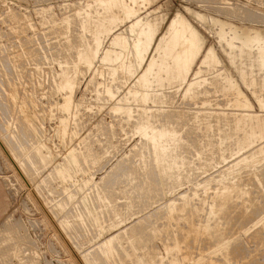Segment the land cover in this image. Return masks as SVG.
I'll use <instances>...</instances> for the list:
<instances>
[{
	"label": "rangeland",
	"instance_id": "374dc122",
	"mask_svg": "<svg viewBox=\"0 0 264 264\" xmlns=\"http://www.w3.org/2000/svg\"><path fill=\"white\" fill-rule=\"evenodd\" d=\"M92 1L91 0H0V180H2L5 183L6 196H7V198H5V197L3 198V200L7 201L6 212L0 216V224L5 221L4 230L3 231L0 230V232H2V233H0V240H2L1 242H4L9 238L8 237L9 235L7 233H8V230L10 229V227L13 228L14 233L18 232V234H17L18 236L15 235L18 238L15 237V240L13 242H11L10 244H8V246L0 247V264H33V263L34 264L35 263L36 264H87V262L90 263L92 261H94V262H92L93 264H117V263L122 264L120 262H123V261H121V260L119 261L120 256H121V259H124L123 264H131V263L134 264V262L136 264L137 261H135L134 259L137 260V258L133 257V259L131 260V258H128L126 255H127V252H130L131 254H132V252L134 253V250H132L133 243H135V241H137L136 243H138V241H140V240L142 241L143 240L142 238H144V240L141 243L139 242V244H140V246L138 247L139 249L141 247V250H142V247L144 248V246H147L146 243L148 244L149 241L151 243H149L148 246L143 249V252L141 251L143 254L140 252V253H138V256L139 255H140L139 257L142 256L143 262H145L149 259L148 260L149 264H151L152 262L158 264L160 261L161 262L163 261V263H165V264H190V259L188 260L189 256L190 257L192 256L191 258H193V259L197 258L198 260L200 258H201L200 260H205L204 258L207 256V258H206L207 260H205V261H212L213 258H215L213 261H215V263H218V264L220 262V260L218 262V258L222 259V257H226L227 259L223 258L222 260L227 261V263H231V264H243V263L248 264V262H249V264H255L256 262L258 264H260V263L264 264V247H263L264 246L263 245L264 244V229H263L264 226H263V228H261L262 225H264V221H263L264 218L262 219V217L264 216V214H263L264 208H262V207H264V198H263L264 197V194H263L264 187L262 188V186H264L263 185L264 184L263 183L264 182L263 181V179H264L263 173L264 172L258 173V171H257V170L261 171L262 170L261 167L262 166L264 167V162H263L264 161V157H263L264 156V151H263L264 145L260 146L261 144L264 143V137L262 139V136H264V135H262V134H264V125H263L264 121H262V120H264V118L261 120L262 116L264 117V114H263L264 110L262 111L263 108H260L261 106L264 105V98H263L264 97V91H262V90H264V87L262 88V86H263L262 83H264V82L261 81V80L264 81V77L262 76V73L261 74L258 73V75L256 74L257 77L255 76L256 77L255 80L257 78H259L258 76L260 74L261 80L259 78L258 83H261V84L255 85V83H254L255 86H257V85L258 86L257 87L253 86L254 88L252 87L250 89H249V87H246L247 85H244L245 83L243 82V79H241V77L237 74L235 69L232 67V64L229 63L230 60L226 57L225 53H223L224 44H222L220 42L221 39H225V37H227V35H226L227 31H228V29H230V28L227 29V27H225L224 23H226V24H232L233 23V24L241 26L242 23L245 24V22H246V25H250L251 27L256 26V27H260V28L264 29V0H154L151 3L139 0V2H141V3L136 5L135 8H137V9L135 10V14H137L138 12H141L138 14H141V17H144L147 13H150L152 11H156L154 15L161 16L164 20H163L162 24L158 27V30H156V28H154V27L149 28L147 26H143V27H140L136 32L132 31L130 33V35H128V36L124 35L122 33L125 30L126 26H129L131 24V22L130 21L124 22V20H125L123 17L124 13L119 11L120 9L118 10V8L117 9L115 8V11L113 9L114 12L111 11L112 12L111 14H113V17H111L112 15L110 16V13L105 14V13H103V10H101V8L97 7L98 3L95 2L97 0H95V1L92 0ZM126 1L128 3H132L131 5L133 7L135 6L133 4L134 2H131L130 0H126ZM88 2H90V3H88ZM95 3H97V4L95 5ZM84 5L85 6H88V5L91 6V9L89 6H88V8H86ZM81 8H84V9L81 10ZM92 8H93V10H94V8H98V10L100 9L101 11L95 10V11H93L94 13L93 12L89 13L90 11H88L87 9H90L92 11ZM232 8L234 9L233 11H232ZM256 9H258V10H256ZM116 10H118V11H116ZM46 11L49 13H47ZM96 11H97V13H96ZM98 13L104 14L101 19L98 18L101 16V15L98 16ZM114 13L116 15L115 18H114ZM117 13H118V15H117ZM196 13H198V14H196ZM80 14L81 15L83 14L82 17ZM176 14H183L187 18H189V20L193 24V26L196 27L201 33H203L206 36V38L208 39V44L209 45L211 44L217 50V54H216L217 57L216 58L218 59L217 61H219L220 66H217V69L214 68L213 66H211V67H213L214 70L216 69L215 71L213 69H211V74H209L208 72H210V70L208 71V70H206L207 68L206 69L202 68V70L204 72L203 73V72H201L202 70L201 71L198 70V68H199L198 66H197V68L195 67L196 71L198 70L199 72L203 73V74L200 73L199 76L203 75L201 77H205L206 79H208V77H209V79L211 78V80H208L209 84H207V80L202 79V81H201V79H200L198 84L196 83V86L194 85L195 87H198L197 89H195L194 86H191V89L194 88V90L196 91V95H194L195 91L193 89H192L193 90L192 91L190 88L188 90L187 86H184L183 88H181L182 89V90L180 89L181 91L179 90V88L175 87L176 84L173 81L176 78V71L179 72L181 70V68H178L177 62L173 61V59H171V60L169 59L168 61H166V60L162 61L159 58V60L157 61L159 63L158 65H160V67L157 68L158 72L160 73V71L164 70L159 74V77H157V79L162 80V79H160V76L163 75L161 77L164 79V80H162V83L163 84L165 83L164 85L161 84V81L158 82L157 79L154 80V78L152 76L148 77L145 73L146 72L145 69L147 67L146 65H148V63L150 62L151 56H153V54H154L155 58L158 57V52L155 51L156 47L160 48L161 51H162L163 47L164 48L166 47L163 45V39L166 36V34L167 35L169 34L168 32H169L170 28L168 25H170V21L175 17ZM193 14L198 16L197 18H199V19L193 17L192 16ZM249 14H251V15H249ZM106 15H108V17H106ZM200 15H203L205 17L201 16V18H200ZM51 16L52 17L54 16L53 17L54 19ZM87 16H90V18L94 19L93 21L95 23H97V25L96 24H91V26L86 25L88 29H89V27L91 28V29H89L90 33H89V31H87L89 36L88 35L86 36V33L83 34V32H86L85 30L87 29L83 25ZM79 17H81V18H79ZM108 18L111 21V22L109 21V24L105 23L106 21L108 22ZM110 18L112 20L115 19V20H113L115 24L118 23V21H120L119 22L120 24L122 22L121 25H123V26H121V25L117 26V24L115 26V24L112 23V20ZM96 19H98L99 23L95 21ZM121 19H122V21H121ZM242 19H244V20L246 19V21H244ZM58 20H59V22H58ZM101 20L104 22H101ZM115 21H117V22H115ZM134 21H135V19H134ZM54 22L55 23L57 22L56 26L54 25L55 24ZM99 24H101V26H102V24L104 26L105 25L106 26L108 25V26L106 28H104V26L101 27V26H99ZM113 24H114V26H111ZM95 25H96V27L99 26L103 29H107V31H109V32L106 33L105 32L106 30L101 31L103 29H101L99 27L97 29V28H95ZM131 25H133V23ZM109 26L116 27L117 29L120 28L121 30L120 29L117 30L114 28L111 30H108ZM119 26H121V27H119ZM84 27L86 29H84L82 32V29ZM111 27H109V28H111ZM96 29L98 32L100 29V32L99 33L96 32L95 31ZM68 30H70V31L68 32ZM114 30H116V31H114ZM110 31H112V32L114 31V32L112 33ZM148 31H150V32H148ZM155 32H157V33H155ZM68 33H69L70 38L68 37ZM94 33H95L94 37H96L97 33H98V35L99 34L103 35V36L102 35L99 36V39L101 37V39H100L101 42H100V40L95 38L97 41L100 42V44L97 43V41H94L92 39L93 38L92 35H94ZM108 33L109 34L112 33V35H109ZM222 33H223V35H222ZM82 35H83V37H82ZM119 35L124 36L125 40H121L120 41L121 44L119 45V47L116 45L115 46L116 48H115L114 45H112V43H113L112 40H114V39H112L111 37L115 38ZM104 36H105L104 41H102ZM84 37L87 39L89 37V39L86 40ZM90 38L95 43L100 45L99 49H98V46H96V44L92 40H90ZM107 38H108V41H105ZM80 39H84V40H86V42L89 41L90 44L88 45L87 43L83 42L84 40H80ZM150 39H151V41H150ZM167 39L170 40L169 36H167ZM72 40H74V41H72ZM91 41H92V43H91ZM109 42L111 43V47H109L110 46ZM80 43L84 47L81 46ZM84 43L87 45H85ZM92 44H94L95 46ZM87 46H89V49H91V47H92V50L94 51L93 52L94 57H93V53H91L92 51L87 50L88 49ZM93 46L96 48H94ZM82 47H83V49H81ZM100 47H102V48L100 49ZM74 48H75V50H74ZM84 48H87V49H84ZM149 48H151L150 51H148ZM177 48L180 50H183L182 42H179V45ZM71 49L74 50V53H73V50L71 51ZM77 49L79 51H76ZM80 50H81V52H80ZM82 50H85L84 52L87 56H89L88 53L91 54L89 57L86 56L87 57V59H86L87 61L85 60L86 63H84V60H83L85 58V54H84V52L82 53ZM96 50H98L100 54ZM69 51H70V53H69ZM75 51H76V53H75ZM86 51H87V53H86ZM111 51H112V53L108 54ZM117 51L120 53L118 54ZM256 52H257V50H255V54L257 55L258 52L257 53ZM95 53L98 55L97 56L98 60L96 59ZM83 54H84V56H83ZM161 54H163V56L161 58L164 57V59H165L166 55L164 54L163 51L161 52ZM105 55L108 56V57H105L106 60L103 57ZM75 56H77V57H75ZM80 56L83 57L82 58L83 62H82ZM109 56H110V58H109ZM117 57H118V59H116ZM76 58L81 60V61L77 60L79 62L78 65H77V61H76V63H74ZM93 58L95 59V61ZM107 58L111 59L113 61V63L115 62L114 65H113V63H111L112 66L109 65L110 64L109 62L111 60H109ZM66 59H68V60H66ZM115 59H116V61H115ZM91 60L93 63H91ZM101 60H102V62L104 60V64L101 62ZM117 60H118V62H117ZM142 60L143 61L145 60L146 62L144 61L142 64ZM68 62L70 64L72 63V65H70ZM163 62H166V65H164ZM222 62H224L230 68L232 67L231 68L233 71L232 73H233L235 79L237 80V82H239V84H240V88H239L240 91L238 90L239 93L237 92V96L238 97L242 96L240 100L241 101H242V99L245 100L244 104L240 100H238L239 98L235 95L236 93L231 91L230 88L228 89L225 84H222L223 82H221L222 81L221 78H220V80H217V79H219L218 78L219 74L216 71L218 69L220 71L222 68L224 69V65L222 64ZM68 64L70 65V69H68L69 68ZM74 64L76 65V67L74 66ZM141 64L143 67H140ZM62 65H65L66 67L62 66ZM109 66L113 70H111ZM169 66H171L172 68ZM71 67H72V69H71ZM220 67H221V69H220ZM63 68H64V71H63ZM67 69L71 74L70 73L68 74V71H66ZM206 71H207V76L205 75ZM213 71H214V73H213ZM113 72H115V74ZM262 72L264 73V71H262ZM63 73H64V75L68 74L67 76H69L70 78H67V77L66 78L70 81V83L72 81L74 82V83H71L72 90H70L71 88H69L67 91V88H64V86H63L64 77L62 76ZM109 73H111V75ZM212 73H213V75H212ZM225 74H226V72L223 73V75H225ZM112 75H114V76H112ZM133 75H134V77H133ZM109 76H111V78ZM212 76L215 78V80L212 79ZM113 77L119 81H117L116 79H113ZM140 77H141V80L144 82L143 84L141 81H139ZM216 77H217V79H216ZM72 78H74V80ZM132 79H133V81H132ZM250 79L251 78L249 76L248 80H250ZM129 80H131V81H129ZM123 81H124V83H123ZM134 81H136V82H134ZM152 81L154 83H156V86L158 83H160L161 86H163V89H165V90L163 91L162 87L159 86V84H158V86L160 88L156 87V89H155L154 88L155 84ZM210 81H212V82H210ZM214 81H216V82L219 81V84H217L218 82L216 83ZM201 82H204V84L206 82V84L204 85ZM256 82H257V80H256ZM114 83H116V84H114ZM137 83L138 84L140 83V85H138ZM210 83H213L212 87H211ZM133 84H134V87L137 86L138 88L137 87L133 88ZM105 85L109 89H107ZM117 85H119V86H117ZM142 85H143V87H142ZM168 85H169V87H168ZM215 85L216 86L218 85V86L216 87ZM130 86H132V87H130ZM164 86H167V88H170V89H167ZM201 86L206 87L205 88L206 91ZM119 87H120V89H118ZM151 87L153 89H151ZM213 87H215L216 90ZM259 87L262 88V90L260 89L259 92H257ZM223 88H224V90H222ZM256 88H257V90H256ZM106 89L108 90L107 93H106ZM128 89L131 91L126 93V91H129ZM138 89H140L142 91V93H140L141 91L140 90L138 91ZM177 89L179 90V92H176ZM185 89L188 90L189 92L185 91ZM202 89H204V90H202ZM217 89H219L220 91ZM227 89L230 90L231 92L228 91ZM157 90H159L161 93L159 91L157 92ZM167 90H169V91H167ZM254 90H256L255 93H254ZM70 91L72 92V94ZM132 91H134L133 92L134 98L137 96H140V97H138L139 99L137 98L138 102H140L139 106H138V102H137V105H135L136 104V102H135L136 98L134 99L133 97H131V99H130V97L128 96V95H132L131 94ZM191 91L193 92V94ZM207 91H208V94H207ZM227 91L230 92V94L232 93L233 97H231L232 94L230 95ZM109 92H110V94H109ZM217 92H218V95H217ZM162 93H164V95L165 94L166 95L164 96V95H162ZM203 93H204V95H207V96H204ZM260 93H263V95L261 94L263 96L262 98H261ZM150 94H151V96L152 95L156 96V97L159 96L160 99L155 98L153 96L149 97ZM157 94H159V95H157ZM191 94H192V96H191ZM227 94H228V96H227ZM175 95H176V97H175ZM187 95H189V97ZM255 95H257L258 98ZM69 96L72 99H70ZM160 96H162L166 101L163 98H161ZM196 96H199V97H196ZM200 96H202V97H200ZM234 96H236V98ZM145 97H147V98H145ZM184 97H186V98H184ZM132 98L134 99L133 101H132ZM140 98H141V100H140ZM167 98L169 99V102H167V100H168ZM189 98H190V100H189ZM192 98L193 99L195 98L197 100L194 99V101H191V100H193ZM234 98L235 99L238 98V99L235 101ZM259 98L261 100H263V102ZM146 99H147V102L150 99L152 101L154 99L155 105L151 101H149V103H147ZM183 99H185L186 101ZM172 100L174 103L172 102ZM257 100H260V101H257ZM126 101L129 103H127ZM131 101H132V103H131ZM161 101H162V103H161ZM230 101H231V103H230ZM237 101H239V102H237ZM157 102L159 105L157 104ZM236 102L238 103V105L236 104ZM248 102H250V103H248ZM261 102H262V104H261ZM70 103H71V105H70ZM167 103H168V105H167ZM241 103L245 107L242 105H241L242 107L241 106L239 107V105ZM247 103L251 104V105L248 106ZM141 104H143V106ZM156 104L158 106H156ZM172 104H173V106H172ZM69 105L71 107H69ZM161 105H162V107H159ZM163 106H164V108H163ZM165 106H167L168 108ZM250 106H252V107H250ZM142 107H143V109H142ZM170 108H171V110H169ZM242 108H244V109H242ZM245 108H246V110H245ZM247 108H249V111ZM250 108H252V109H250ZM125 109L128 110V112H126L127 110L125 111L126 113H128L127 116L125 115L126 113L124 112ZM132 109H133V115L134 116L132 117L133 119L131 118L132 121L131 120L128 121L131 117V116H129V114L132 115V113H131ZM152 109L155 111L157 109H159V110L163 109V110L162 111L157 110V113L160 114L157 117V113L155 112L156 113V116H155V113L153 112ZM230 109H232V110H230ZM146 110H147L148 114L146 113ZM184 110L186 111V113L184 112ZM250 110H251V112H250ZM136 111H138V113L140 112L139 113L140 116H143V114H144L145 117L143 116V118H141V119H145L147 121L144 120L145 121L144 122L143 120H141L140 116L138 118L137 117L138 113H136ZM178 111H179V113H177ZM187 111H188V115H187ZM197 111H200V112H197ZM234 111H235V113H234ZM141 112H143V113H141ZM169 112H171V113H169ZM191 112H192V114H191ZM202 112L205 114L203 115ZM206 112L209 114L211 113V115L207 116L208 114ZM217 112H218V114L216 116L215 113H217ZM226 112H228V113H226ZM246 112H249V113H246ZM257 112H259V113H257ZM173 113H175V114L173 115ZM199 113H200V115H199ZM241 113L244 116L246 114L249 115L252 113L253 116L249 115L250 120L255 121L256 123L253 122L255 124L252 125L251 121L246 117L247 115L245 117H243V115H241ZM253 113H255L256 115ZM149 114L152 116L153 119L152 118L150 119ZM163 114L165 116L166 115H168V116L164 117ZM169 114H170V116H169ZM178 114H179V116L177 118L176 115H178ZM197 114H198V116H196ZM224 114H226V116L228 115L227 116L228 119ZM235 114L238 116L236 117ZM260 114H262V116ZM191 115H193V116L195 115V116L190 117ZM212 115L214 117H212ZM219 115H221V116H219ZM128 116H129V118H128ZM159 116H160V119H158ZM181 116H183V117H181ZM187 116L190 118V120H195V121H190ZM200 116L202 117V119H204V122L202 121ZM241 116L244 119H246V121ZM256 116H257L256 120L257 121L259 120V122L254 120L256 118ZM259 116H260V118H258ZM208 117L210 120L211 119H213V120L210 121L208 119ZM216 117H217V119L214 120V118H216ZM229 117H231L230 120H229ZM137 118L140 120H138ZM148 118L151 121H149ZM183 118H185V119H183ZM199 118H200V120H199ZM205 118H206V120H205ZM224 118H225V123L226 124L228 123L229 126L228 125L223 126V124H224L223 119ZM251 118H253V119H251ZM175 119H177V121H175ZM235 119L240 121V123L242 125L241 126L239 123L238 131H235V129H237V127H238L237 126L238 123H236L237 121ZM241 119H243L245 121L244 122L245 125H244V123L242 124L243 121ZM153 120H154V122H153ZM160 120H161L162 124H160V123L156 124V122H158V121L160 122ZM207 120H209V123L207 124V126L209 125V127H208L209 129L207 128V126L205 127V125H202V124H206ZM217 120H220V122ZM222 120H223V122H222ZM247 120L250 121L249 124L251 123V125L248 124ZM138 121H139V123H138ZM164 121H167L168 125ZM178 121L183 122V123H179ZM200 121H202L203 123ZM234 121H236V122H234ZM261 121H262V124H261ZM142 122H144L142 126L140 125L142 128H139L140 126L137 125V126H139L138 129L141 130V131L139 130L140 132L139 131L137 132V130L135 128V124L136 123L142 124ZM147 122H153L152 123L153 128L155 127V129L157 128L158 130H160V129L163 130L164 128L169 129V130L166 129L167 131H170V130L172 131V129H174V128H175L174 131L177 130L176 133L174 131H172L173 133L168 132V134H174V133H175V135L178 134V140L179 141L175 140V141L169 142V138L164 140V142L168 140L165 143H167L168 146L171 147V151L168 154L170 156H172V153L175 152L176 154L175 153L173 154L174 156L176 155L175 159H180L182 161L184 160L185 163H183V164L187 166V167L186 166L183 167L184 165L181 164V167L183 169L186 168L188 171L185 169L184 170L185 172H184L182 168H180V169L178 168L179 171L178 170L176 171L178 173L175 172L176 174L180 175V177L176 174L174 175L173 173H171L170 175L168 174L170 176V179L173 177L174 179L173 178L172 179L176 180V181H173L172 179L170 181L168 175H166L167 172H165V173L163 172L164 175H162V177L163 176L164 177L161 178L160 170L164 171L163 169H167L166 166L164 168H162L164 165V164L163 165L161 164L163 162V160L159 159V158H163L161 156V152L159 153V151H157L158 149L155 151V148L153 147V144L150 142V140L148 141V139L146 137H143V135L141 133L144 125H146ZM169 122L170 123L172 122L174 124L177 122L178 124L177 123H176V125L173 124L175 126L174 128H173V125H171V127H172L171 128L169 126V124H170ZM199 122L202 124H200ZM210 122L211 123L214 122V123L211 124ZM217 122L220 123V125L218 123V125L220 127H218V125H216ZM189 123H190V125H189ZM196 123H197V125H196ZM246 123L248 124V126L244 127L247 125ZM163 124H165V125L163 126ZM183 124H185V125H183ZM210 124L212 127L210 126ZM231 124H233V125H231ZM257 124H258V126H260L259 124H261L262 125L261 127L263 129H261V127H257ZM177 125H179V126L177 127ZM255 125H256V127H254ZM156 126H159V127H156ZM184 126H186V127H184ZM215 126H216V128H215ZM231 126H232V130H231ZM235 126H236V128H235ZM240 126L242 128L244 127L246 132L245 131L243 132V129ZM179 127L180 128L182 127L183 130L180 129ZM34 128H36V130ZM217 128L220 131L219 135H218V129ZM248 128L250 130L251 129H253V130L250 131ZM257 128H259L261 130V131H259L260 134H259V132L258 133L255 132V131L259 130ZM216 129H217V132H216ZM229 129L231 130V132L229 131ZM233 129H234V131H233ZM247 129L249 130V132ZM162 130H160V131L163 133H167L166 130L165 131H162ZM192 130L195 133L192 132ZM201 130H203V131H201ZM241 130L243 133L241 132ZM181 131H184V133ZM223 131L226 133L229 132V133H227L229 137L225 136L226 139H225V137H222V136H224V134H226ZM135 132H137V133H135ZM206 132H207V134L209 132H211L208 135L209 137H211L213 135H215V137H211V138L208 137L207 138L208 140H206L207 136L203 137V135H207ZM235 132H237V133H235ZM254 132H255V134H254ZM139 133H141V134L139 135ZM221 133H223V134L220 135ZM231 133L233 134V136ZM249 133H251L250 134L251 136L248 135ZM235 134H237L236 136L239 135L238 138L236 136H235L236 138H234ZM252 134L254 137H256V139H257V136H255V135L259 134V137H258L259 141H257L255 138H253ZM176 137H177V135H176ZM197 137L200 139L202 138L201 139L202 141L200 139H198ZM218 137L219 138L222 137L221 138L222 141H220V139ZM246 137H249L248 140L251 142H249ZM141 138L144 140H141ZM179 138H181V139H179ZM214 138H216V142H215ZM231 138L234 141L236 139H238V141L236 140L238 143L236 141L234 143V141H232ZM241 138L244 140V142H247V141L248 142L247 143L239 142V140L243 141ZM253 139L256 141H254ZM209 140L210 141L212 140L211 143L207 142ZM145 141L150 142V143H147ZM181 141L183 142L182 143L183 145L185 143H186V145L182 146V144L180 143ZM227 141H229L231 143V145ZM168 142L171 144L169 145ZM172 142H173V144H172ZM222 142L224 143L223 145H222ZM177 143L178 144L180 143V144L178 145ZM240 143L242 145L243 144H245V145L242 146ZM251 143H253V144L255 143V144L252 145ZM216 144L218 145V147L220 146L219 147L220 149L216 146ZM227 144H229V145H227ZM236 144L237 145L240 144L239 147L242 146L244 148L241 147L242 148L241 149L238 146H236ZM187 145L188 146L191 145L193 148L190 146L191 147V149H190V147L188 148ZM201 145H204V147L203 146L201 147ZM209 145H211V147ZM234 145H235V147H233ZM177 146H180V147H177ZM212 146H213V148H212ZM226 146L229 147L230 150ZM248 146H251V147L249 148ZM259 146L262 147L263 149L262 148L260 149ZM148 147L150 149H152V151H154V152L149 150ZM172 147H174L175 149L177 148L176 150H178L182 147L180 149L182 151L178 150L179 152L177 153L175 151V149H172ZM185 147H187V148H185ZM214 147H215V149H214ZM255 147H256V149L258 148V149H260V151L261 150L263 151V152L261 151V153L258 155V158L256 156H257L259 150L257 149L258 152L256 153ZM87 148H89V149H87ZM147 148L149 151L147 150ZM183 148L186 149L185 151H187L188 153L185 152L183 150ZM195 148L197 149L199 155L196 153ZM204 148L207 151H203ZM235 148H237V149H235ZM224 149H226L225 152L227 150H229V152H231V149H232V153H231L232 155H229L230 153L228 151L223 154ZM172 150L174 152H172ZM214 150H216V151H214ZM221 150H222L223 156L221 154ZM237 150L239 151V153H237L238 152ZM183 151H184V153H183L184 159L182 158L183 157L182 156ZM210 151L212 154L208 153ZM219 151H220L221 155L218 153ZM234 151H237V152H234ZM155 152H158L159 154H157ZM199 152L201 153V155ZM204 152H206V153H204ZM37 153H38V155H37ZM179 153H181L182 155L181 154L179 155ZM185 153H186V156H185ZM202 153H204L206 155L208 153L207 158H206V156H204V154L202 157ZM251 153L255 154V155H252ZM225 154H226L227 159L224 158ZM248 154L250 155V157L248 156ZM142 155H143V157H141ZM148 155H150V156H148ZM209 155H210V158H208ZM235 155H237V156H235ZM251 155H252V157L254 156L252 159H251ZM71 156L77 158V161H78L77 165H75ZM179 156H182V157H179ZM188 156H189V160H188ZM261 156L263 158H261ZM91 157L96 158V160L92 159ZM150 157H152V158H150ZM186 157H187V159H186ZM198 157H200V158H198ZM211 157L213 159L215 157L214 161ZM240 157L243 159L244 163L246 162V164H244L243 161L240 162L242 160ZM244 157L246 160L244 159ZM247 157H248V159H247ZM43 158H44V160H43ZM156 159H158L159 162L160 161L161 162L159 163L158 160H156ZM204 159H206L205 161H207L206 165H205L206 168L204 167L205 161H203V164L200 163V162H202L201 160H204ZM218 159H220V160H218ZM250 159L252 160V162L254 160L255 161L258 160L257 163H259V164L254 163L255 162L254 161L252 164L253 167L251 165L252 162H250L251 166H248L249 161H251ZM197 160H199V162ZM236 160H238L240 163H238V161L235 162ZM189 161H193V163L189 164ZM208 161H210V162H208ZM151 162H152V164H151ZM157 162L159 165L162 166V167L160 166L161 168H159V165H157ZM214 162L216 163V165ZM234 162L236 164L232 165V164H234ZM209 163H211V164H209ZM212 163H214V164H212ZM191 164H193L194 166H192ZM219 164H221V165H219ZM242 164H244V165L242 166ZM261 164H263V165H261ZM189 165H190V167L192 166L193 169L190 168ZM210 165H213V166L210 167ZM229 165L233 166L232 169L236 168L238 165L242 166V167H240L241 169L239 171H238L239 166L236 168L237 170H235L238 172V175H237V172H235L234 170L233 171L235 173L233 172V174H232L231 166H229ZM256 165H261V167L259 168V166H257V168H256ZM67 166H68V169H67ZM143 166L145 167V169ZM146 166H147V169H146ZM197 166H199L200 168ZM225 166L228 169H226ZM244 166L247 167L246 169H248L247 171L250 175L247 174V171L245 170ZM58 167H60V168H58ZM133 167H135V168H133ZM250 167L252 170L251 173H250V171H251ZM224 168L226 170H228L232 174V176L236 174V176H233V178L237 177V179L236 178L235 179H236V181L238 180L237 181L238 184L235 181V179L233 181H231L232 184H230L229 180L231 179L232 176L229 172L227 173V171L224 170ZM243 168H244L245 173L242 170ZM252 168H254V171ZM59 169H61V171ZM66 169L69 171H67ZM181 169L183 171V174H182ZM199 169H202V170L205 169L204 170L205 172L202 170H199ZM206 169H208V170H206ZM224 171L226 172V175L227 174L230 175L229 180H228V177H224L225 179L227 178L226 180H228V181L226 183L228 185L225 184L224 178H220L221 175L226 176L224 174L225 173ZM262 171H264V168ZM55 172H56L57 176H55L56 174L53 175ZM60 172H61V174H60ZM221 172H224V173H221ZM239 172H241L240 174H242V173L246 174L247 176L246 175H244V176H246L247 179L244 180L245 177L243 176V174L240 176ZM70 173H71V175H69ZM130 173H132V174H130ZM143 173H145V174H143ZM188 173H189V176H188ZM190 173H193V174H191L193 180L188 179V178H190ZM252 173H254V174L251 175ZM62 174H64L65 176H63ZM105 174H107V175H105ZM257 174L262 175V176L261 177L259 176V179H258ZM138 175H140V176L138 177ZM248 175L250 178L248 177ZM183 176H185V178H187V180L185 178H183ZM239 176L243 177V178L240 179ZM251 176H253V177H251ZM255 176H256L257 180L255 179ZM63 177H66L65 180ZM178 177H179V179H178ZM209 177L210 178L212 177L211 180H213L214 177H215V180H216V177L220 178L219 182H217L219 184L215 183L214 180L211 181L209 179ZM148 178H150V179H148ZM167 178L169 180H167ZM181 178L183 181L180 180ZM251 178H253L254 181ZM145 179H147V180H145ZM163 179H165V181L166 180L167 181L165 182ZM207 179H208V181H207ZM222 179L224 180V181H222L224 183H222V182L220 183V181ZM249 179L253 182L256 181L257 183L255 182V184L257 185V187H256V185H254L253 182L251 183L249 181ZM178 180H180V183ZM247 180L249 181V183H248L249 185H250V183L254 185L253 188L248 186L249 187V189H248L246 187L248 185V184L245 185V183H247L246 182ZM147 181H148V183H147ZM172 181H173V183H172ZM186 181H188V182H186ZM200 181H202V182L199 183ZM128 182L129 183L132 182L133 184H129ZM168 182H170L169 185H168ZM189 182H191V183H189ZM209 182H211V183L214 182L213 183L214 185L209 183ZM234 182H235V184H234ZM240 182H241V184H240ZM242 182H243V184H242ZM258 182H259V184H258ZM260 182H262L263 184H261ZM203 183H205V186H206V184L207 185L209 184L210 186L209 185L206 186V189H205L204 188L205 186L203 185ZM179 184H181V185H179ZM198 184H200V186ZM223 184H224V186L225 185L226 186L225 187L221 186ZM229 184H230V186H229ZM166 185L169 186V188L166 187ZM201 185H203V188H201L202 187ZM238 185L240 187H238ZM241 185H243L242 187H245V188H243V191L240 190L242 188ZM143 186H145V188ZM150 186L152 187V189ZM194 186H195V188H194ZM196 186H197V188H196ZM217 186H219V187L221 186L222 191ZM231 186L233 187V189ZM259 186L262 189L260 188V190H259V188H258ZM159 187L162 190H160ZM191 187H193V188H191ZM209 187H211V188H209ZM226 187H227V190H226V192H224ZM228 187H229V189H228ZM255 187H256V189H254ZM100 188H103V189L101 190ZM106 188H107V190H106ZM142 188H144L146 190H144ZM217 188H218V191H217ZM236 188L238 190L235 191L234 189H236ZM246 188H247L248 192H250V190L252 191V193L250 192L249 195H247V194H246L247 196L244 195L246 198L243 197L242 194H241L242 198L239 197L240 195H236L235 192H237L239 194V192L240 193L244 192L246 190ZM250 188H252V189H250ZM103 190L106 193H104V196H103L104 201H103V203H101L102 201L100 202L97 199V194H99L101 191L103 193L104 192ZM151 190H153L152 193H151ZM170 190L173 192V193L171 192L172 194L170 193ZM189 190H190V193H188ZM228 190H229V192H227ZM256 190H258V191L256 192ZM140 191H141V193H140ZM145 191H146V194H142V192L145 193ZM167 191H169V192H167ZM185 192H187L188 195L190 196V199H191L190 201H188L189 200L187 198L188 195ZM196 192H197V194H196ZM223 192L225 194L231 193L230 195H232V196H233V192H234V194L236 196L235 195L233 197L230 196L231 199L228 197L229 198V200H228V198L226 197V196H229V194H228V195H225L222 199V196L224 195ZM254 192H255V194H258V195H256V199H255ZM180 193H182V194L184 193L187 196H185L184 194L181 196ZM259 193L261 194V196L263 195L262 198L259 195ZM150 194H151V196H150ZM179 194H180L181 198H179ZM193 194H194V196H193ZM215 194L220 196L221 199L218 196H214ZM250 194H251V197H249ZM105 196H107V197H105ZM183 196H185L187 199L184 198ZM198 196L202 200V202L198 198ZM212 196L215 197V200H214V197L212 198ZM257 196H259L260 198H258ZM85 197L87 200L90 198L89 200H92L91 204L93 203L94 205H96V207H95L92 204V206L94 207L93 211L95 209L98 211V213H97V211L95 210L94 215L99 214L98 217H97V215H96V217L94 215H92V217H93L92 218L91 214L90 215L88 214L89 217L87 216V214H84L85 212H87L86 210H84L85 209L84 205H82L83 201L85 200L84 199ZM126 197H127V199H126ZM202 197L204 200L202 199ZM235 197H237V198L239 197L238 199H242L243 201L238 200ZM176 198H178V199L176 200ZM224 198L226 199L227 202L225 201ZM232 198H233V200H232ZM243 198H245L246 200L247 199L250 200V198H251L252 201H256L257 203L259 202V204H261L262 207L259 204H257L256 202L252 203V201H247V203H250L252 206L247 205V203H245L246 200L244 201ZM257 198H258V200L259 199L260 200L257 201ZM179 199H182V200L179 201ZM216 200H217V203H219V204H217L215 202ZM126 201L128 203H126ZM130 201H132V203ZM168 201L169 202L171 201L173 205H174V203H175V205L177 203L178 204L176 206L174 205L175 207L172 205L174 207L173 208V207H171V204L166 203ZM204 201L206 203H204ZM212 201H214V202H212ZM232 201L234 203L237 201V203L234 205V203ZM115 202H117L116 203L117 205L115 204ZM188 202L190 204L192 203L191 204L192 206ZM200 202L202 203V205H204L205 208L203 206L201 207ZM209 202H210V204H209ZM109 203L111 205V209H109L110 208ZM214 203L218 206H216ZM220 203H221V205H220ZM102 204H103V206H102ZM113 204L116 206H114ZM130 204H132V205L130 206ZM193 204L195 205V207ZM205 204H206V206H205ZM222 204H224V205H222ZM229 204L231 205V207H229ZM244 204H246L247 207ZM106 205H108L109 207L108 206L106 207ZM185 205H187V206L189 205V206L186 208ZM213 205H215L216 208L212 207ZM219 205H220V209L219 208L217 209V207H219ZM242 205H244L245 208ZM253 205H255L256 207H254ZM257 205L260 208H262L263 210L262 209L258 210L257 208H259V207ZM112 206L115 208H113ZM167 206L169 208V210H168L169 212L166 209ZM181 206H183V207L185 206L184 211L182 210L183 208ZM225 206H227V207L224 210L223 208ZM236 206L238 208H240L239 206H242V207H241V209L238 210ZM99 207L100 208L103 207V209H104V207H106L108 209H107V211L105 210L103 212V209L102 208L99 209ZM124 207H126V208L124 209ZM189 207H190V209H189L190 213L192 211L193 212L195 211L196 214L195 213H191V214L188 213ZM197 207L204 208L206 212L203 211L204 209L201 211V209L200 208L198 209ZM210 207H212L213 211ZM228 207L230 209H232V211H234L236 209V211L238 210L239 212L237 211V214H236V211L232 212L230 209H228ZM249 207H254V208H249ZM163 208L167 212L164 210L163 211L160 210ZM172 208L175 210H173ZM193 208H196L199 211L196 209H193ZM221 208H222V210H221ZM243 208H244V210H243ZM246 208H248V209H246ZM80 209H82V210H80ZM115 209H116V213H118L117 214L118 219H119V217H121L120 221H117L118 219L116 218ZM176 209H177V211H181L180 214H178V216L180 215L179 216L180 218H178V216L176 217L177 213H179L176 211ZM208 209H211L212 212L209 210V213H207ZM251 209L253 210L252 213L250 211ZM254 209H257L258 211L254 210ZM216 210H218V211L221 210V211L218 214V211H217V213H215ZM227 210H229V211H227ZM240 210H243L242 211L243 213H241V215H243L246 210L249 211V212L246 211V213L244 214V215L248 214V215H246L247 218L245 216V220L243 219L244 215H243V217H241L239 215L241 212ZM110 211H112V212H110ZM157 211H161V212H157ZM170 211H172L174 214ZM222 211H223V213H222ZM80 212L81 213L83 212V214L86 216V218L88 217V219L84 218V219H86L85 222L80 219V218H82V216L84 217V215H81ZM107 212L108 213L110 212L109 213L110 215L107 214V216H106ZM121 212L124 214H122ZM175 212H176V215H175ZM198 212H199V216L197 217ZM230 212L235 213V214H231ZM256 212H258L259 214ZM101 213H102V215H101ZM104 213H105V215H104ZM113 213H114V216L112 215ZM170 213H172V215L174 216L173 219H171L172 215L170 216L169 215ZM182 213L184 215H182ZM211 213H212L213 218L211 216H210L211 218L209 217V215H211ZM224 213L226 216L224 215ZM260 213H262V215ZM120 214H121V216H119ZM150 214L152 216H150ZM194 214L196 216L195 218H194ZM213 214H216L217 216L216 215L213 216ZM251 214H253V215H251ZM190 215L193 218H191ZM219 215H223L222 219H221V216L219 217ZM229 215H231V216L234 215V216H233V218H229V217H231ZM249 215H251V216L248 217ZM259 215L262 217L260 218ZM74 216L77 218L79 216V218L74 219L75 218ZM252 216L253 217L255 216V217L252 218ZM90 217H91V219H90ZM102 217H103V222L101 221ZM169 217H171V218H169ZM186 217H188L187 219H189V217H190V219H192L191 221H193V222H191V221L188 222L189 220H187ZM206 217L208 218V221H206L207 220ZM218 217H219V219H216ZM72 218L74 220H76V222L78 224L83 222L82 224L85 223L86 225L84 224L85 225L84 226L81 224L83 226L82 227L79 224V226H78L77 223L74 221L76 223V224H74L75 225L74 226V225H72V223H70V222H73V220H71ZM95 218H98V220L96 221ZM114 218L116 219L117 222L114 220ZM200 218L201 219L204 218V219H202V221H201ZM258 218L262 219L263 224H261V222H260L259 225H254L258 221H261ZM92 219H93V221H91ZM142 219H144V221ZM169 219H171V221H169ZM209 219H213V220H209ZM214 219L218 220V222H219L218 225ZM240 219H241V221H240ZM248 219L253 220V221H250ZM87 220L89 222L90 221L91 222L89 223V222H87ZM140 220L142 222L141 225H139L141 223V222H139ZM219 220H221V223ZM98 221H100V223L102 222L104 225L100 224ZM110 221L112 222V224ZM148 221H150V222H148ZM198 221L201 222L202 224L199 223ZM213 221L216 222L215 224L218 227H220L221 230H224V231H221L220 228L219 229L216 228L217 226L214 227L215 224L214 225L211 224ZM94 222L97 223V225L91 224ZM69 223L72 226H69ZM134 223H136L134 225L135 227L130 228L129 226L133 225ZM175 223H177V224H175ZM189 223H190L192 228L190 227ZM203 223H205V224H203ZM206 223L208 224V226L205 227V225H207ZM99 224L101 225V227L103 225V227H102L103 230L100 229L101 227ZM153 224L155 226H153ZM161 224H162V226H161ZM172 224H174V225H172ZM195 224H197V226H195ZM209 224H210V227H211V225H213L212 226L213 228L211 227L210 230H209ZM241 224H242V226H240ZM192 225H194L195 229H196V227L198 228V225H200L198 228L199 230L196 229L197 232L191 233V232H194V230H195ZM247 225H249L252 230L249 228V226L247 227ZM254 226L255 227L258 226L260 229H262V231L261 232L258 231L259 228L258 227L255 228ZM84 227H86V229ZM253 227L255 229H253ZM98 228H99V231H101V232L97 231ZM104 228H105V230H104ZM106 228L108 229L107 232H106ZM133 228H135V229H133ZM166 228H168V229H166ZM200 228H201V230L202 229L204 230V231L202 230L203 234H202ZM215 228L220 230V231L215 230L216 231L215 232L213 230ZM122 229L123 230L126 229V231H128V232L132 229L135 231L132 230L133 232L131 231L128 234L125 231H123ZM189 229L191 232L188 231ZM211 229L214 231V232L212 231L213 234L215 233L214 236L216 234H219V235H217V237L216 236L212 237L213 236V234H212V236L206 237L207 235H210L212 232L208 233V231H206L208 233L207 234L205 232V230L211 231ZM245 229L248 230L247 231L248 236L246 235ZM120 230H122V233ZM255 230L258 231L257 234L255 233ZM87 231H89V232H87ZM102 231H104V232H102ZM119 231H120V233H119ZM173 231H174V233H173ZM251 231H253V233H251ZM123 232H125L124 234L127 235L128 237L129 236L131 237L132 235H135V233H137V234L142 235V238L139 240L138 237L140 235L137 236V234H136V237L134 236L133 239H137V240H135V241L133 240L134 242L132 243V237L131 238L126 237L123 234ZM175 232H176L177 236L175 235L173 238L172 236L175 234ZM198 232H200V233H198ZM220 232H221V234H220ZM248 232H249V234H248ZM130 233H132V234L130 235ZM166 233L169 236L166 235ZM258 233H259V235H262L263 240H261L262 238H261V236L258 235ZM115 234L117 237H115ZM118 234H121V236H119ZM122 234L124 235V237ZM191 234H193V235H191ZM252 234L254 236L255 235H257V236L254 237V236H252ZM101 235H103V236L100 237ZM161 235H162V237H161ZM195 235H198V237ZM222 235H223L224 239L222 238ZM226 235H229V236H226ZM143 236H146V237H143ZM156 236H157V238H156ZM225 236H226V239H225ZM108 237L110 239L114 238L116 241L119 240L117 242V244H116V241L114 240L115 244L113 243V245H114V248L117 250V252H116L117 256L119 254H120V256L117 257L115 254V256L117 258L114 256L111 259V262L106 259L108 261L107 262L105 260L104 256H98L100 254L103 255V253H102L103 244H101L102 246L99 244L104 243V240H105V242L107 240H109ZM169 237H170V239H169ZM175 237L177 238L178 241L175 239ZM211 237H212V239L213 238L217 239L219 237L220 238L217 239V241H216L215 239L212 240ZM257 237H259V238H257ZM118 238H120V239H118ZM127 238L129 240V242H128V240L124 241V239H127ZM171 238H172V240H171ZM209 238L212 240L211 242H210ZM229 238H230V241H229ZM167 240H170V241H167ZM184 240L185 241L187 240V243ZM223 240L224 241L226 240V242H224ZM260 240L262 242H260ZM16 241H17V243H16ZM218 241L221 245H219L217 247L215 245L218 244V243L216 244V242H218ZM228 241L230 244L227 243ZM231 241H232V244H231ZM119 242H120V244H119ZM167 242L168 243L171 242L169 246H168ZM175 242H177L179 245ZM194 242H195V244L196 243L197 244L196 245L193 244ZM254 242L256 243V245ZM257 242H260L261 245L258 244V246H257ZM182 243H183V245H181ZM209 243L215 244L214 245L215 247L210 245ZM222 243H224L223 245H224V248L226 247V249L219 251L221 246H222ZM142 244H143V246H141ZM153 244H154V246H153ZM165 244H166L167 248H169V249L171 246L172 253H171V250L170 251L167 250ZM226 244L229 245L230 247L227 246ZM15 245H17V246H15ZM95 245L98 246L99 248L100 247L101 248L100 249L96 248ZM118 245H121L120 247H124V246L125 247L121 248L122 249L121 250ZM173 245H176V247L174 246L175 249H174ZM202 245H203V247H202ZM232 245H234V246H232ZM178 246L180 249L179 254H178V250H176V249H178L177 248ZM94 247L96 248V250ZM151 247H152L153 251L151 249H148ZM186 247H187V249H186ZM216 247L219 250L216 249L217 250L216 251L215 250ZM227 247H228V249H227ZM12 248H15V249L13 250ZM91 248L95 251L92 252ZM183 248H184V250H183ZM188 248H189V250H188ZM258 248H261V249H258ZM3 249L4 250L10 249V250H8V251L6 250L7 251L6 252V251H3ZM97 249H99L100 251L99 250L97 251ZM123 249L125 251H123ZM145 249H147V250L145 251ZM206 249H208V250H206ZM209 249H213L214 251L219 252V253L215 252L216 255L214 253L208 254V253H212L210 251H213V250H209ZM120 250H121L122 254L120 253ZM148 250H151L150 252L152 253L153 257H151L152 256L151 253L149 254L150 256L148 255V253H149V252L147 253ZM155 250L158 252H154ZM90 251L93 254L90 253ZM168 251L172 255L170 253H168ZM181 251L183 254L181 253ZM186 251H188V252H186ZM206 251H207V254L205 255L203 252L206 253ZM225 251H226V253H225ZM234 251L235 252L237 251V253H235ZM145 252H146V255L149 256V257L147 256L148 258L144 254ZM174 252H176L177 254H175ZM220 252H222V253L224 252V253L221 254ZM242 252H244V253H242ZM86 253L87 254L89 253V255H87ZM130 253H128V254H130ZM156 253L157 254L160 253L159 254L160 256L159 255L157 256ZM190 253H192V254H190ZM201 253H203V254L201 255ZM228 253H230V255L227 257ZM257 253H259V254H257ZM37 254L39 256H36ZM161 254H162V256H161ZM167 254L169 255V257ZM217 254L219 257H217V259H216V257H214V255L217 256ZM236 254H238V256ZM90 255H91L93 260L90 257H89L90 259L88 258V256H90ZM186 255H189V256L187 257ZM233 255H235V256H233ZM173 256H176V257H173ZM182 256H183V258H182ZM199 256H201V257L198 258ZM230 256H231V258H233L232 261H234V262L229 261V259H231V258H229ZM241 256H242V258H241ZM101 257H103V259ZM144 257H145V260L143 259ZM160 257H162L164 259L160 260V259H162ZM208 257H210L211 260H209ZM246 257H248V258H246ZM35 258L40 259V260H36ZM87 258H88V260H87ZM146 258H147V260H146ZM153 258L154 259L156 258V262ZM174 258H175V261H174ZM237 258H239V259H237ZM30 259L33 260L34 262H32ZM98 259L101 261H98ZM158 259L160 260L159 262H158ZM186 259L188 262L185 263ZM193 259H191V263H192ZM197 259H195L196 262H197ZM234 259H236V260H234ZM85 260H87V261H85ZM89 260H90V262H89ZM222 260H221V262H224ZM126 261H128V262H126ZM177 261L180 263H178ZM143 262L141 264H144ZM196 262L194 261L193 263L195 264ZM221 262H220V264H221ZM240 262H242V263H240ZM163 263H159V264H163ZM146 264H148V262Z\"/></svg>",
	"mask_w": 264,
	"mask_h": 264
},
{
	"label": "bare ground",
	"instance_id": "6f19581e",
	"mask_svg": "<svg viewBox=\"0 0 264 264\" xmlns=\"http://www.w3.org/2000/svg\"><path fill=\"white\" fill-rule=\"evenodd\" d=\"M91 1H92V0H91ZM94 1H95V0H94ZM130 1H131V2H134V3H133V4L135 5L134 7L131 5L132 3H128L126 0H97V1H95V2L98 3L97 7L101 8V10H103V13H105V14L110 13V16L112 15L111 17H113V14H111V13H112L111 11H113V9H114V11H115V8H116V9L118 8V10L120 9L119 11H121L122 13H124V15H123V17H124V19H125V20L123 19L124 22H129V21H130L131 24L133 23V25L130 24L131 26L129 25V26H126V28L124 27L125 30H124L123 33H122V34H124V35H127V36H128V35H130V33H131L132 31L136 32L140 27H143V26H147V27H149V28H153V27H154V28H156V30H158V27L162 24V22H163L164 19H163L161 16H156V15H154L156 11H152V12H150V13H147L144 17H141V14H138V13H141V12H138L137 14H135V10L137 9V8H135V7H136V5L140 4L141 2H139V0H130ZM141 1L151 3V2L154 1V0H141ZM92 2H93V1H92ZM88 3H90V2H88ZM88 3H87V4H88ZM97 3H95V5H96ZM89 5H90V4H89ZM89 5H88V6H89ZM229 5H230V4H229ZM245 5H246V4H245ZM84 6H85V5H84ZM88 6H85V7L88 8ZM232 6H233V5H232ZM243 6H244V5H243ZM72 7H73V6H72ZM89 7H90V9H91V6H89ZM94 7H95V6H94ZM216 8H217V7H216ZM82 9H84V8H81V10H82ZM90 9H87L88 11H90L89 13H91V12H93V11H95V10H98V8H94V10H93V8H92V11H91ZM79 10H80V9H79ZM101 10L99 9L98 11H101ZM118 10H116V11H118ZM233 10H234V9L232 8V11H233ZM256 10H258V9H256ZM259 10H260V9H259ZM85 11H86V10H85ZM114 11H113V12H114ZM4 12H5V11H4ZM46 12H47V11H46ZM46 12H45V13H46ZM77 12H78V11H77ZM80 12H81V11H80ZM80 12H79V13H80ZM158 12H159V11H158ZM47 13H49V12H47ZM79 13H78V14H79ZM87 13H88V12H87ZM93 13H94V12H93ZM96 13H97V11H96ZM103 13H102V14H99V13H98V16L101 15V16L98 17V18L101 19L102 16L104 15ZM115 13H116V12H115ZM115 13H114V18H115V16H116ZM248 13H249V12H248ZM83 14H84V13H83ZM83 14H82V15H83ZM196 14H198V13H196ZM27 15H28V14H27ZM80 15H81V14H80ZM82 15H81V17H82ZM87 15H88V14H87ZM89 15H90V14H89ZM117 15H118V13H117ZM242 15H243V14H242ZM249 15H251V14H249ZM90 16H91V15H90ZM90 16H87V17H86V20L84 19L85 22L83 21V22H84L83 25H84L86 28H87V26H91V24H96V25H97V23H95V22L93 21L94 19H91ZM192 16L195 17V18L198 17V16H196L195 14H193ZM201 16H202V17H205V16H203V15H200V18H201ZM243 16H244V15H243ZM254 16H255V15H254ZM51 17H52V16H51ZM53 17H54V16H53ZM53 17H52V18H53ZM81 17H79V18H81ZM106 17H108V15H106ZM117 17H118V16H117ZM245 17H246V16H245ZM66 18H67V17H66ZM84 18H85V17H84ZM96 18H97V17H96ZM103 18H104V17H103ZM118 18H119V17H118ZM118 18H117V19H118ZM252 18H253V17H252ZM19 19H20V18H19ZM53 19H54V18H53ZM100 19H99V20H100ZM104 19H105V18H104ZM106 19H107V18H106ZM110 19H111V18H110ZM134 19H135V21H134ZM197 19H199V18H197ZM202 19H203V18H202ZM77 20H78V19H77ZM111 20H112V19H111ZM113 20H115V19H113ZM113 20H112V23H114ZM209 20H210V19H209ZM242 20H244V19H242ZM95 21L98 22V19H96ZM109 21H110V20H109V18H108V22L106 21L105 23H108V24H109ZM117 21H118V20H117ZM117 21H115V22H117ZM121 21H122V19H121ZM244 21H246V19H245ZM252 21H253V20H252ZM58 22H59V20H58ZM101 22H104V21L101 20ZM101 22H100V23H101ZM110 22H111V21H110ZM119 22H120V21H118V23H116L117 26L122 24V22H121V24H120ZM224 22H225V21H224ZM54 23H55V22H54ZM56 23H57V22H56ZM56 23L54 24L55 26H56ZM98 23H99V22H98ZM105 23H104V24H105ZM112 23H111V24H112ZM210 23H211V22H210ZM228 23H229V22H228ZM249 23H250V22H249ZM262 23H263V22H262ZM65 24H66V23H65ZM70 24H71V23H70ZM114 24H115V23H114ZM114 24L111 25V26H114ZM116 24H115V26H116ZM224 24H225V27H227V29H228V28H230V29H228V31H227V34H226L227 37L224 36L225 39H221L220 42H221L222 44H224V46H223V53H225L226 57L230 60L229 63L232 64V67L235 69V71L237 72V74L241 77V79H243V82L245 83L244 85H247L246 87H249V89L252 88L253 86H255L256 84H261V83H258V82H259L258 79L260 78V74H261V73H262V76L264 77V75H263L264 73L262 72V71H264V29H262V28H260V27H256V26L251 27L250 25H246V22H245V24L242 23L241 26L236 25V24H233V23H232V24H226V23H224ZM258 24H259V23H258ZM11 25H12V24H11ZM81 25H82V24H81ZM86 25H87V26H86ZM96 25H95V28H97V29H98L99 26H101V24H99L98 27H96ZM74 26H75V25H74ZM102 26H104V25L102 24ZM102 26H101V27H102ZM107 26H108V25H107ZM107 26L105 25L104 28H106ZM111 26H109V27H111ZM121 26H123V25H121ZM121 26H119V27H121ZM168 26H169V28H170V29H169V32H168L169 34H168V35L166 34V36H165L164 39H163V45L166 46V47H165V48L163 47L164 49L162 48V51L164 52V54L166 55V57H165V59H164V57L161 58V57L163 56V54H161L162 51H161L160 48H157V47H156V50H155V51L158 52V57L155 58V57H154V54H153V56H151L150 62L148 63V65H146V66H147L146 69H145V70H146V72H145L146 75H147L148 77H151V76H152V77L154 78V80H156L157 77H159V74H160L162 71H164V70H162V71H160V73L158 72V69H157V68L160 67V65H158L159 63H158L157 61L159 60V58H160L162 61H163V60L168 61L169 59H170V60L173 59V61H176V62H177L178 68H181V70H180L179 72L176 71V78H175L174 81H173V82H175V84H176V85H175L176 88H179V90H180V89L183 88L184 86H187V89L189 90V88L191 89V86H194V85L196 86V83L198 84V82H199L200 79H201V81H202V79L207 80V84H209V83H208V80H211V78L209 79V77H208V79H206L205 77H201V76H203V75H201V76H199V75H200L201 72H203L202 68H205V69L207 68L206 70H208V71L210 70V72H208V73L211 74V69H213V67L217 69V66H220V65H219V61H217L218 59L216 58V57H217V56H216V54H217V50H216V48H215L214 46H212L211 44H210V45L208 44V39L206 38V36H205L203 33H201L196 27H194L193 24L190 22L189 18H187V17H186L185 15H183V14H176L175 17L170 21V25H168ZM82 27H83V26H82ZM82 27H81V28H82ZM85 27L82 29V32H83L84 29H86ZM92 27H93V26H92ZM101 27H99V28H101ZM109 27H108V30H111V29H113V28H114V29H117L116 27H111V28H109ZM81 28H80V29H81ZM93 28H94V27H93ZM74 29H75V28H74ZM87 29H88V28H87ZM87 29L85 30L86 32H83V34L86 33V36L88 35V32H87V31H89V29H91V28L89 27V29H88V30H87ZM97 29L95 30L96 32H98ZM101 29H103V28H101ZM118 29H120V28H118ZM118 29H117V30H118ZM227 29H226V30H227ZM104 30H106V31H105L106 33L109 32V31H107V29H103V30H101V31H104ZM120 30H121V29H120ZM64 31H65V30H64ZM69 31H70V30H68V32H69ZM91 31H92V30H91ZM93 31H94V30H93ZM114 31H116V30H114ZM114 31H113V32H114ZM139 31H140V30H139ZM220 31H221V30H220ZM222 31H223V30H222ZM65 32H66V31H65ZM96 32H95V33H96ZM99 32H100V29H99ZM99 32H98V33H99ZM105 32H104V33H105ZM110 32H112V31H110ZM113 32H112V33H113ZM148 32H150V31H148ZM152 32H153V31H152ZM75 33H76V32H75ZM89 33H90V31H89ZM95 33H94V35H92L93 38H92V37H91V38H92L94 41H97L96 39L100 40L101 37H100V39H99V36H101L102 34H101V35H100V34L98 35V33H97L96 37H94V36H95ZM101 33H102V32H101ZM104 33H103V34H104ZM106 33H105V34H106ZM112 33H110V34L108 33V34H109V35H112ZM116 33H117V32H116ZM118 33H119V32H118ZM155 33H157V32H155ZM224 33H225V32H224ZM58 34H59V33H58ZM63 35H64V34H63ZM72 35H73V34H72ZM106 35H107V34H106ZM106 35H105V36H106ZM109 35H108V36H109ZM113 35H114V34H113ZM117 35H118V34H117ZM222 35H223V33H222ZM222 35H221V36H222ZM61 36H62V35H61ZM84 36H85V35H84ZM86 36H85V37H86ZM88 36H89V35H88ZM102 36H103V35H102ZM105 36L103 37V40H102V41H104ZM115 36H116V35H115ZM167 36H169L170 40L167 39ZM59 37H60V36H59ZM68 37H69V33H68ZM76 37H77V36H76ZM82 37H83V35H82ZM85 37H84V38H85ZM109 37H110V36H109ZM109 37H108V38H109ZM66 38H67V37H66ZM69 38H70V37H69ZM69 38H68V39H69ZM71 38H72V37H71ZM74 38H75V37H74ZM91 38H90V40H92ZM95 38H96V39H95ZM108 38H107L105 41H108ZM111 38L114 39V40H112V41H113L112 45H114V47H115L116 45L119 47V45L121 44L120 41H121V40H125L124 36H121V35H119V36H117V37H115V38H113V37H111ZM150 38H151V37H150ZM85 39L88 40L89 37H88V39H87V38H85ZM80 40H84V39H80ZM86 40H84L83 42H85V43H87V44L89 45V44H90L89 41L86 42ZM93 40H92V41H93ZM68 41H69V40H68ZM72 41H74V40H72ZM92 41H91V43H92ZM94 41H93V42H94ZM109 41H110V40H109ZM150 41H151V39H150ZM78 42H79V41H78ZM81 42H82V41H81ZM83 42H82V43H83ZM100 42H101V40H100ZM100 42L97 41V43H99V44H100ZM179 42H182L183 50H180V49L177 48L178 45H179ZM85 43H84V44H85ZM94 43H95V42H94ZM97 43H95V44H96V46H98V49H99V46H100V45H98ZM102 43H103V42H102ZM109 43H110V42H109ZM136 43H137V42H136ZM136 43H135V44H136ZM146 43H147V42H146ZM221 43H220V44H221ZM63 44H64V43H63ZM75 44H76V43H75ZM80 44H81V43H80ZM87 44H85V45H87ZM105 44H106V43H105ZM132 44H133V43H132ZM92 45H94V44H92ZM101 45H102V44H101ZM151 45H152V44H151ZM168 45H169V46H168ZM81 46H83V45L81 44ZM81 46H80V47H81ZM94 46H95V45H94ZM94 46H93V47H94ZM102 46H103V45H102ZM107 46H108V45H107ZM66 47H67V46H66ZM70 47H71V46H70ZM83 47H84V46H83ZM83 47H82L81 49H83ZM90 47H91V46H90ZM109 47H111V43H110V46H109ZM112 47H113V46H112ZM118 47H117V48H118ZM150 47H151V46H150ZM87 48H88V49H87ZM87 48H84V49L91 50V51H92L91 53L94 52V51L92 50V47H91V49H89V46H87ZM94 48H96V47H94ZM101 48H102V47H100V49H101ZM103 48H104V47H103ZM115 48H116V47H115ZM79 49H80V48H79ZM150 49H151V48H149L148 51H150ZM69 50H70V49H69ZM72 50H73V49H71V51H72ZM74 50H75V48H74ZM74 50H73V53H74ZM255 50H257V52H258L257 55L255 54ZM76 51H79V50L77 49ZM76 51H75V53H76ZM84 51H85V50H82V53H83ZM96 51H98V50H96ZM140 51H141V50H140ZM155 51H154V52H155ZM10 52H11V51H10ZM59 52H60V51H59ZM80 52H81V50H80ZM89 52H90V51H89ZM117 52H118V51H117ZM117 52H116V53H117ZM257 52H256V53H257ZM69 53H70V51H69ZM86 53H87V51H86ZM98 53H99V51H98ZM110 53H112V51L109 52L108 54H110ZM119 53H120V52H118V54H119ZM62 54H63V53H62ZM84 54H85V52H84ZM84 54H83V56H84ZM88 54H89V56L91 55L90 53H88ZM95 54H96V53H95ZM99 54H100V53H99ZM105 54H106V53H105ZM78 55H79V54H78ZM86 56H87V55L85 54V58L83 59V60H84V63H86V61H87L86 59H87V57H89V56H87V57H86ZM97 56H98V55L96 54V59L98 60ZM75 57H77V56H75ZM93 57H94V53H93ZM103 57L105 58V57H108V56L105 55V56H103ZM120 57H121V56H120ZM78 58H79V57H78ZM78 58H76V60L74 59L75 62H74V61H73V62L76 63L77 60L79 61L80 59H78ZM80 58H81V60H82L83 57L80 56ZM99 58H100V57H99ZM109 58H110V56H109ZM109 58H107V59H109ZM111 58H112V57H111ZM127 58H128V57H127ZM57 59H58V58H57ZM59 59H60V58H59ZM93 59H94V58H93ZM116 59H118V57H117ZM116 59H115V61H116ZM119 59H120V58H119ZM64 60H65V59H64ZM66 60H68V59H66ZM81 60H80V61H81ZM83 60H82V62H83ZM85 60H86V61H85ZM105 60H106V58H105ZM109 60H111V59H109ZM60 61H61V60H60ZM78 61H77V65L79 64ZM94 61H95V59H94ZM111 61H112V60H111ZM111 61H110V62L108 61V62L110 63V64L108 63L109 65H111V63H113V61H112V62H111ZM144 61H145V60H144ZM144 61L142 60V64H143ZM65 62H66V61H65ZM65 62H64V63H65ZM101 62H102V60H101ZM117 62H118V60H117ZM117 62H116V63H117ZM120 62H121V61H120ZM120 62H119V63H120ZM145 62H146V61H145ZM68 63H69V62H68ZM91 63H93L92 60H91ZM102 63L104 64V60H103ZM114 63H115V62H114ZM114 63H113V65H114ZM65 64H66V63H65ZM69 64H70V63H69ZM69 64H68V67H69L68 69H70V65H72V63H71L70 65H69ZM105 64H106V63H105ZM142 64H141V66H140V65H139V66H140V67H143ZM163 64L166 65V62H163ZM222 64L224 65V69H223V68L221 69V67H220L221 71H220L219 69H218V70H219L220 72H219L218 70L216 71V72H218V74H219V77L217 76L219 79H217V77H216V79H217V80H220V78H221V80H222L221 82H223L222 84H225L226 87H227L228 89L230 88V90L233 91L234 93H236L235 95L237 96V92L239 93V91H240V90H239V88H240V84H239V82H237V80L235 79V77H234V75H233V73H232V72H233L232 69H231L232 67L230 68V67H229L228 65H226L224 62H222ZM117 65H118V64H117ZM117 65H116V66H117ZM62 66H65V65H62ZM74 66L76 67L75 64H74ZM74 66H73V67H74ZM105 66H106V65H105ZM111 66H112V65H111ZM197 66L199 67V68H198L199 71L202 70L201 72H199L198 70H197V71L195 70V69L197 68ZM211 66H213V67H211ZM65 67H66V66H65ZM65 67H64V68H65ZM109 67H110V66H109ZM117 67H118V66H117ZM169 67H171V66H169ZM195 67H196V68H195ZM222 67H223V66H222ZM64 68H63V71H64ZM98 68H99V67H98ZM171 68H172V67H171ZM65 69H66V68H65ZM68 69H67L66 71H68ZM71 69H72V67H71ZM99 69H100V68H99ZM110 69H111V67H110ZM115 69H116V68H115ZM216 69H215V70H216ZM111 70H113V69H111ZM111 70H110V71H111ZM213 70H214V69H213ZM215 70H214V71H215ZM260 70H261V71H260ZM117 71H118V70H117ZM139 71H140V70H139ZM214 71H213V73H214ZM223 71L226 72L225 75H223V73H224ZM66 73H67V72H66ZM69 73H70V72L68 71V74H69ZM79 73H80V72H79ZM113 73L115 74V72H113ZM113 73H112V74H113ZM203 73H204V72H203ZM203 73H201V74H203ZM213 73H212V75H213ZM258 73H260V74H259V76H258L259 78L256 79V80H257V82H256L255 78L257 77L256 74L258 75ZM68 74H67V75H68ZM70 74H71V73H70ZM109 74L111 75V73H109ZM67 75H64V73H63L62 76L64 77L63 86H64V88H67V91H68L69 88H71L70 90H72L71 83H74V82L72 81V82L70 83V81L67 79V78H70V77L67 76ZM205 75L207 76V71H206ZM216 75H217V74H216ZM216 75H215V76H216ZM62 76H61V77H62ZM70 76H71V75H70ZM112 76H114V75H112ZM161 76H163V75H161ZM161 76H160V79L164 80ZM249 76H250V78H251L250 80H248ZM255 76H256V77H255ZM66 77H67V78H66ZM109 77L111 78V76H109ZM123 77H124V76H123ZM131 77H132V76H131ZM133 77H134V75H133ZM135 77H136V76H135ZM164 78H165V77H164ZM192 78H193V79H192ZM72 79L74 80V78H72ZM113 79H116V78L113 77ZM133 79H134V78H133ZM133 79H132V81H133ZM146 79H147V78H146ZM212 79L215 80V78H214L213 76H212ZM116 80H117V79H116ZM116 80H115V81H116ZM162 80H158V79H157L158 82L161 81V84H163V83H162ZM260 80H261V78H260ZM117 81H119V80H117ZM129 81H131V80H129ZM137 81H138V80H137ZM139 81H141L142 84L144 83V82L141 80V77H140ZM261 81L264 82L263 80H261ZM261 81H260V82H261ZM126 82H127V81H126ZM134 82H136V81H134ZM152 82H153V81H152ZM163 82H164V81H163ZM210 82H212V81H210ZM214 82H216V81H214ZM214 82H213V83H214ZM217 82H218V83H217ZM217 82H216V83L219 84V81H217ZM221 82H220V83H221ZM117 83H118V82H117ZM123 83H124V81H123ZM153 83H154V82H153ZM201 83L204 84V82H201ZM213 83H210L211 87H212V84H213ZM254 83H255V85H254ZM114 84H116V83H114ZM119 84H120V83H119ZM121 84H122V83H121ZM137 84H138V83H137ZM151 84H152V83H151ZM154 84H155V87L153 86ZM154 84H153L152 86H153L155 89H156V87L158 88L159 86H161L160 83H158L159 86H158V84H157V86H156V83H154ZM164 84H165V83H164ZM164 84H163V85H164ZM168 84H169V83H168ZM203 84H202V85H203ZM205 84H206V82H205ZM205 84H204V85H205ZM262 84H263V86H262V85H261V86H262V88H263V87H264V83H262ZM128 85H129V84H128ZM131 85H132V84H131ZM138 85H140V83H139ZM173 85H174V84H173ZM199 85H200V84H199ZM220 85H221V84H220ZM105 86H106V85H105ZM117 86H119V85H117ZM123 86H124V85H123ZM195 86H194V87H195ZM197 86H198V85H197ZM206 86H207V85H206ZM215 86H216V85H215ZM217 86H218V85H217ZM217 86H216V87H217ZM221 86H222V85H221ZM221 86H220V87H221ZM257 86H258V85H257ZM257 86H255V87H257ZM261 86H260V87H261ZM74 87H75V86H74ZM114 87H115V86H114ZM126 87H127V86H126ZM128 87H129V86H128ZM130 87H132V86H130ZM136 87H137V86H136ZM136 87H134V84H133V88H136ZM142 87H143V85H142ZM161 87H162V89H163V86H161ZM164 87L167 88V86H164ZM168 87H169V85H168ZM201 87H202V86H201ZM201 87H200V88H201ZM226 87H225V88H226ZM260 87H259L258 90H257V88H256L257 92H259L260 89L262 90V88H260ZM106 88L109 89L107 86H106ZM137 88H138V87H137ZM139 88H140V87H139ZM159 88H160V87H159ZM197 88H198V87H195V89H197ZM200 88H199V89H200ZM202 88L205 89L206 87H202ZM213 88L215 89V87H213ZM221 88H222V87H221ZM253 88H254V87H253ZM107 89H106V93L108 92ZM118 89H120V87H119ZM151 89H153V88L151 87ZM167 89H170V88H167ZM192 89L194 90V88H192ZM192 89H191V90H192ZM204 89H202V90H204ZM219 89H220V88H219ZM219 89H217V90H219ZM228 89H227V90H228ZM104 90H105V89H104ZM110 90H111V89H110ZM128 90H129V89H128ZM139 90H140V89H138V91H139ZM164 90H165V89H163V91H164ZM173 90H174V89H173ZM177 90H178V89H177ZM177 90H176V92H179V90H178V91H177ZM181 90H182V89H181ZM181 90H180V91H181ZM188 90L185 89V91H188ZM193 90H192V91H193ZM215 90H216V89H215ZM222 90H224V88H223ZM230 90H228V91H230ZM238 90H239V91H238ZM256 90H254V93H255ZM73 91H74V90H73ZM130 91H131V90L126 91V93H128V92H130ZM140 91H141V90H140ZM158 91H159V90H157V92H158ZM167 91H169V90H167ZM170 91H171V90H170ZM192 91H191V92H192ZM194 91H195V90H194ZM205 91H206V89H205ZM205 91H204V92H205ZM208 91H209V90H208ZM208 91H207V94H208ZM219 91H220V90H219ZM225 91H226V90H225ZM228 91H227V92H228ZM231 91H230V92H231ZM250 91H251V90H250ZM262 91H264V90H262ZM70 92H71V91H70ZM133 92H134V91L131 92L132 95H128V96L130 97V99H131V97H133ZM152 92H153V91H152ZM155 92H156V91H155ZM159 92H160V91H159ZM188 92H189V91H188ZM199 92H200V91H199ZM199 92H198V93H199ZM202 92H203V91H202ZM211 92H212V91H211ZM230 92H228V93L230 94ZM138 93H139V92H138ZM140 93H142V91H141ZM160 93H161V92H160ZM194 93H195L194 95H196V91H195ZM200 93H201V92H200ZM205 93H206V92H205ZM221 93H222V92H221ZM221 93H220V94H221ZM252 93H253V92H252ZM71 94H72V92H71ZM109 94H110V92H109ZM129 94H130V93H129ZM168 94H169V93H168ZM192 94H193V92H192ZM192 94H191V96H192ZM225 94H226V93H225ZM231 94H232V93H231ZM231 94H230V95H231ZM240 94H241V93H240ZM261 94L263 95V93H260V95H261ZM137 95H138V94H137ZM137 95H136V96H137ZM139 95H140V94H139ZM157 95H159V94H157ZM162 95H164V93H162ZM165 95H166V94H165ZM165 95H164V96H165ZM178 95H179V94H178ZM185 95H186V94H185ZM201 95H202V94H201ZM203 95H204V93H203ZM209 95H210V94H209ZM209 95H208V96H209ZM215 95H216V94H215ZM217 95H218V92H217ZM222 95H223V94H222ZM230 95H229V96H230ZM260 95H259V96H260ZM262 95H261V98L263 97ZM115 96H116V95H115ZM145 96H146V95H145ZM152 96H153V95H152ZM152 96H151V94L149 95V97H152ZM173 96H174V95H173ZM187 96L189 97V95H187ZM204 96H207V95H204ZM227 96H228V94H227ZM236 96H234V97L236 98ZM239 96H240V95H239ZM243 96H244V95H243ZM255 96L257 97V95H255ZM71 97H72V96H71ZM125 97H126V96H125ZM125 97H124V98H125ZM138 97H140V96L135 97V98H136V101H135L136 104L133 102L135 105H137V102H138L137 98H138ZM153 97L160 99L159 96H157V97H156V96H153ZM160 97L163 98L162 96H160ZM175 97H176V95H175ZM188 97H187V98H188ZM196 97H199V96H196ZM200 97H202V96H200ZM225 97H226V96H225ZM231 97H233V94H232ZM237 97H238V96H237ZM241 97H242V96H241ZM241 97H238L239 99H238V98H237V99L240 100ZM67 98H68V97H67ZM69 98H70V96H69ZM69 98H68V99H69ZM115 98H116V97H115ZM127 98H128V97H127ZM133 98H134V97H133ZM133 98H132V101L135 99V98H134V99H133ZM145 98H147V97H145ZM165 98H166V97H165ZM169 98H170V97H169ZM184 98H186V97H184ZM190 98H191V97H190ZM190 98H189V100H190ZM207 98H208V97H207ZM215 98H216V97H215ZM227 98H228V97H227ZM235 98H234V99H235ZM243 98H244V97H243ZM257 98H258V97H257ZM263 98H264V97H263ZM70 99H72V98H70ZM138 99H139V98H138ZM163 99H164V98H163ZM167 99H168V98H167ZM192 99H193V98H192ZM194 99H195V98H194ZM194 99L191 100V101H194ZM200 99H201V98H200ZM223 99H224V98H223ZM223 99H222V100H223ZM237 99H235V101H236ZM259 99H260V98H259ZM140 100H141V98H140ZM155 100H156V99H155ZM164 100H165V99H164ZM183 100H185V99H183ZM195 100H197V99H195ZM198 100H199V99H198ZM204 100H205V99H204ZM260 100H261V99H260ZM260 100H257V101H260ZM68 101H69V100H68ZM132 101H131V103H132ZM144 101H145V100H144ZM144 101H143V102H144ZM149 101L153 102V104L155 105V103H154V99H153V101H152L151 99H150ZM149 101L147 102V99H146V102H147V103H149ZM156 101H157V100H156ZM156 101H155V102H156ZM162 101H163V100H162ZM162 101H161V103H162ZM165 101H166V100H165ZM170 101H171V100H170ZM185 101H186V100H185ZM208 101H209V100H208ZM210 101H211V100H210ZM235 101H234V102H235ZM240 101H241V100H240ZM261 101L263 102V100H261ZM119 102H120V101H119ZM123 102H124V101H123ZM126 102H127V101H126ZM158 102H159V101H158ZM158 102H157V104H158ZM163 102H164V101H163ZM167 102H169V99L167 100ZM172 102H173V100H172ZM195 102H196V101H195ZM201 102H202V101H201ZM204 102H205V101H204ZM204 102H203V103H204ZM237 102H239V101H237ZM237 102H236V104L238 105ZM241 102L244 104V103H245V100L242 99ZM246 102H247V101H246ZM262 102H261V104H262ZM127 103H129V102H127ZM131 103H130V104H131ZM139 103H140V102H138V106H139ZM141 103H142V102H141ZM161 103H160V104H161ZM170 103H171V102H170ZM173 103H174V102H173ZM182 103H183V102H182ZM203 103H202V104H203ZM209 103H210V102H209ZM212 103H213V102H212ZM230 103H231V101H230ZM242 103L239 105V107L242 105ZM248 103H250V102H248ZM248 103H247V104H248ZM259 103H260V102H259ZM143 104H144V103H143ZM143 104H141V105L143 106ZM157 104H156V106L159 105V104H158V105H157ZM165 104H166V103H165ZM202 104H201V105H202ZM218 104H219V103H218ZM70 105H71V103H70ZM70 105H69V107H71ZM167 105H168V103H167ZM170 105H171V104H170ZM206 105H207V104H206ZM227 105H228V104H227ZM249 105H251V104H248V106H249ZM147 106H148V105H147ZM150 106H151V105H150ZM172 106H173V104H172ZM204 106H205V105H204ZM233 106H234V105H233ZM242 106H244V105H242ZM242 106H241V107H242ZM260 106H261V105H260ZM263 106H264V105H263ZM263 106L260 107V108H263L262 111L264 110V107H263ZM134 107H135V106H134ZM154 107H155V106H154ZM159 107H162V105L159 106ZM165 107H167V106H165ZM192 107H193V106H192ZM215 107H216V106H215ZM220 107H221V106H220ZM239 107H238V108H239ZM244 107H245V106H244ZM250 107H252V106H250ZM136 108H137V107H136ZM148 108H149V107H148ZM157 108H158V107H157ZM163 108H164V106H163ZM167 108H168V107H167ZM123 109H124V108H123ZM142 109H143V107H142ZM144 109H145V108H144ZM153 109H154V108H153ZM153 109H152V110H153ZM174 109H175V108H174ZM224 109H225V108H224ZM227 109H228V108H227ZM242 109H244V108H242ZM247 109H248V111H249V108H247ZM250 109H252V108H250ZM126 110H127V109H125L124 112H125ZM149 110H150V109H149ZM157 110H159V109H157ZM157 110H156V111L153 110V112H154V113H155V112L157 113ZM162 110H163V109H161V110H159V111H162ZM169 110H171V108H170ZM169 110H168V111H169ZM177 110H178V109H177ZM230 110H232V109H230ZM245 110H246V108H245ZM168 111H167V112H168ZM180 111H181V110H180ZM191 111H192V110H191ZM222 111H223V110H222ZM222 111H221V112H222ZM238 111H239V110H238ZM238 111H237V112H238ZM126 112H128V110H127ZM126 112H125V113H126ZM164 112H165V111H164ZM171 112H172V111H171ZM171 112H169V113H171ZM182 112H183V111H182ZM184 112L186 113L185 110H184ZM197 112H200V111H197ZM204 112H205V111H204ZM250 112H251V110H250ZM129 113H130V112H129ZM131 113H132V115L129 114V116H131V117H130L129 120L127 119L128 121H130L131 118L134 116V115H133V109H132ZM136 113H138V111H136ZM139 113H140V112H139ZM139 113H138V116L136 115L138 118H139V116H140ZM141 113H143V112H141ZM146 113H147V110H146ZM150 113H151V112H150ZM156 113H155V116H156ZM159 113H160V112H159ZM162 113H163V112H162ZM175 113H176V112H175ZM175 113H173V115H174ZM177 113H179V111H178ZM189 113H190V112H189ZM202 113H203V112H202ZM206 113H207V112H206ZM219 113H220V112H219ZM226 113H228V112H226ZM234 113H235V111H234ZM243 113H244V112H243ZM246 113H249V112H246ZM246 113H245V114H246ZM257 113H259V112H257ZM127 114H128V113H126L125 115L127 116ZM147 114H148V113H147ZM181 114H182V113H181ZM181 114H180V115H181ZM191 114H192V112H191ZM193 114H194V113H193ZM204 114H205V113H203V115H204ZM207 114H208V115H207ZM207 114H206L207 116L211 115V113H210V114L207 113ZM212 114H213V113H212ZM215 114H216V116H217L218 112L215 113ZM215 114H214V115H215ZM222 114H223V113H222ZM253 114H255V113H253ZM263 114H264V113H263ZM141 115H142V114H141ZM149 115H150V114H149ZM149 115H148V116H149ZM158 115H160V114L157 113V117H158ZM163 115H164V114H163ZM171 115H172V114H171ZM187 115H188V111H187ZM189 115H190V114H189ZM199 115H200V113H199ZM224 115L226 116V114H224ZM233 115H234V114H233ZM233 115H232V116H233ZM239 115H240V114H239ZM241 115H243V114L241 113ZM246 115H247V114H246ZM246 115H245V116H246ZM249 115H252V113L249 114ZM249 115H247L246 117L250 120V116H249ZM255 115H256V114H255ZM260 115L262 116V114H260ZM36 116H37V115H36ZM129 116H128V118H129ZM136 116H135V117H136ZM143 116H144V114H143ZM143 116H140V119L143 118ZM155 116H154V117H155ZM161 116H162V115H161ZM167 116H168V115H166V116L164 115V117H167ZM169 116H170V114H169ZM176 116H177V118H178L179 114L176 115ZM176 116H175V117H176ZM183 116H184V115H183ZM183 116H181V117H183ZM192 116H193V115H191L190 117H192ZM194 116H195V115H194ZM194 116H193V117H194ZM196 116H198V114H197ZM201 116H202V115H201ZM201 116H200V117H201ZM219 116H221V115H219ZM219 116H218V117H219ZM225 116H224V117H225ZM227 116H228V115H227ZM227 116H226V117H227ZM235 116L237 117L238 115L235 114ZM245 116L243 115V117H245ZM248 116H249V117H248ZM252 116H253V115H252ZM257 116H258V115H257ZM257 116H256V118H255L254 120L257 119ZM29 117H30V116H29ZM31 117H32V116H31ZM144 117H145V116H144ZM149 117H150V119L152 118L151 115H150ZM171 117H172V116H171ZM171 117H170V118H171ZM175 117H174V118H175ZM185 117H186V116H185ZM187 117H188V116H187ZM203 117H204V116H203ZM212 117H214V116L212 115ZM239 117H240V116H239ZM241 117H242V116H241ZM243 117H242V118H243ZM138 118H137V119H138ZM170 118H169V119H170ZM188 118H189V117H188ZM206 118H207V117H206ZM206 118H205V120H206ZM219 118H220V117H219ZM222 118H223V117H222ZM234 118H235V117H234ZM258 118H260V116H259ZM263 118H264V117L262 116L261 120H262ZM132 119H133V118H132ZM140 119H138V120H140ZM152 119H153V118H152ZM158 119H160V116H159ZM172 119H173V118H172ZM183 119H185V118H183ZM183 119H182V120H183ZM186 119H187V118H186ZM201 119H202V117H201ZM208 119H209V117H208ZM215 119H217V117L214 118V120H215ZM227 119H228V117H227ZM230 119H231V117H229V120H230ZM232 119H233V118H232ZM238 119H239V118H238ZM243 119H244V118H243ZM243 119H241V120L243 121L242 124L246 121V119H244L245 121H244ZM251 119H253V118H251ZM134 120H135V119H134ZM141 120L144 121L145 119H141ZM148 120H149V118H148ZM154 120H155V119H154ZM154 120H153V122H154ZM161 120H162V119H161ZM161 120H160V122H159V121L156 122V124H157V123L162 124V123H161ZM165 120H166V119H165ZM170 120H171V119H170ZM173 120H174V119H173ZM187 120H188V119H187ZM189 120H190V118H189ZM196 120H197V119H196ZM199 120H200V118H199ZM209 120H210V119H209ZM209 120H207V123H206V124H202V123L204 122V119H202L203 122L200 121V122H202V123H200V122H199V123L202 124V125H205V127H206L207 124L209 123ZM212 120H213V119H211L210 121H212ZM223 120H224V124H223V126H224V125H228V123H227V124L225 123V118H224ZM223 120H222V122H223ZM233 120H234V119H233ZM233 120H232V121H233ZM235 120H236V119H235ZM131 121H132V120H131ZM145 121H147V120H145ZM145 121H144V122H145ZM149 121H151V120H149ZM155 121H156V120H155ZM175 121H177V119H175ZM175 121H174V122H175ZM184 121H185V120H184ZM190 121H195V120H190ZM217 121L220 122V120H217ZM232 121H231V122H232ZM236 121H237V122H236ZM236 121H234V122L238 123V125H237L238 127H237V129H235V131H238L240 121H238V120H236ZM247 121H248V120H247ZM250 121H251V120H250ZM250 121H248V124H249ZM256 121H257V120H256ZM262 121H264V120H262ZM262 121H261V124H262ZM134 122H135V121H134ZM144 122H142V124H137V123L135 124V128H136L137 132L140 130V129H138V127H139L140 125L142 126ZM153 122H147L146 125H144V127H143L141 133H142L143 137H146V138L148 139V141L150 140V142L153 144V147L155 148V151L158 149L157 151H159V153L161 152V156H162L163 158H159V159H160V160H163V162H162L161 164H162V165L164 164V165H163V167H162L161 165H159V164H158L159 160L156 159V160H158L157 165H159V168H161V167L164 168L165 166H166V168H167V169H163L164 171H161V170L159 169L160 172H161V178L164 177V176L162 177V175H164L163 172H164V173L167 172L166 175H168V174L170 175L171 173H173V174L175 175L176 173H178V172H176V171H177V170L179 171V169L182 168V167H181V164L185 163V161H184V160L182 161V160H180V159H175V156H176V155H175V156L173 155V154L175 153L173 150H172V152H174V153L171 152V153H172V156H170L168 153L171 151V147L168 146L167 143H165V142H167L168 140L165 141V142H164V140L167 139V138H169V142H170V141H175V140L179 141V140H178V134H176L177 137H176V135H175V133H176L177 130L174 131V130H175V128H174L175 126H174V125H176L177 122H176L175 124L172 123L173 121L171 122L172 124L169 122V123H170V124H169L170 127H171V125L174 124V125H173V128H174V129H172V131L175 132L174 134H168V132L170 133V132H172V131H171V130H170V131H167V130H169V129H167V128H166L167 130L164 128V129L166 130L167 133H163V132H161L160 130H162V129H160V128H161L162 126L159 128L160 130H158L157 128L155 129V127L153 128V125H152ZM164 122L167 123V121H164ZM164 122H163V123H164ZM178 122H179V121H178ZM196 122H197V121H196ZM215 122H216V121H215ZM219 122H217L216 125H218ZM228 122H229V121H228ZM231 122H230V123H231ZM253 122H255V121H251L252 125L256 123V122H255V123H253ZM257 122H259V120H258ZM138 123H139V121H138ZM140 123H141V122H140ZM179 123H183V122H179ZM191 123H192V122H191ZM210 123H211V122H210ZM213 123H214V122H213ZM213 123H211V124H213ZM251 123H250L249 125H251ZM263 123H264V122H263ZM30 124H31V123H30ZM30 124H29V125H30ZM100 124H101V123H100ZM177 124H178V123H177ZM186 124H187V123H186ZM211 124H210V126H211ZM221 124H222V123H221ZM234 124H235V123H234ZM246 124H247V123H246ZM248 124H247L246 126H244V127H247ZM261 124H259L260 126H258V124H257V127H261V126H262ZM137 125H139V126H137ZM164 125H165V124H163V126H164ZM167 125H168V123H167ZM183 125H185V124H183ZM189 125H190V123H189ZM191 125H192V124H191ZM196 125H197V123H196ZM219 125H220V123H219ZM219 125H218V127H220ZM231 125H233V124H231ZM235 125H236V124H235ZM240 125H241V123H240ZM244 125H245V123H244ZM263 125H264V124H263ZM136 126H137V127H136ZM141 126H140L139 128H142ZM169 126H168V127H169ZM178 126H179V125H177V127H178ZM180 126H181V125H180ZM194 126H195V125H194ZM228 126H229V125H228ZM241 126H242V125H241ZM241 126H240V127H241ZM99 127H100V126H99ZM156 127H159V126H156ZM166 127H167V126H166ZM170 127H169V128H170ZM182 127H183V126H182ZM182 127H181V128L179 127V128L182 129ZM184 127H186V126H184ZM200 127H201V126H200ZM203 127H204V126H203ZM208 127H209V125L207 126V128H208ZM211 127H212V126H211ZM213 127H214V126H213ZM225 127H226V126H225ZM244 127H243V128L241 127V128L243 129V132H244V131L246 132V130L244 129ZM249 127H250V126H249ZM252 127H253V126H252ZM254 127H256V125H255ZM108 128H109V127H108ZM171 128H172V127H171ZM179 128H178V129H179ZM192 128H193V127H192ZM201 128H202V127H201ZM201 128H200V129H201ZM215 128H216V126H215ZM235 128H236V126H235ZM34 129L36 130V128H34ZM164 129H163L162 131H165ZM180 129H179V130H180ZM184 129H185V128H184ZM197 129H198V128H197ZM197 129H196V130H197ZM203 129H204V128H203ZM208 129H209V128H208ZM208 129H207V130H208ZM217 129H218V128H217ZM217 129H216V132H217ZM248 129H249V128H248ZM248 129H247V130H248ZM257 129H259V128H257ZM261 129H263V128L261 127ZM113 130H114V129H113ZM136 130H135V131H136ZM182 130H183V129H182ZM185 130H186V129H185ZM190 130H191V129H190ZM190 130H189V131H190ZM221 130H222V129H221ZM225 130H226V129H225ZM231 130H232V126H231ZM231 130L229 129L230 132H231ZM239 130H240V129H239ZM249 130H250V129H249ZM249 130H248V132H249ZM251 130H253V129H251ZM251 130H250V131H251ZM254 130H255V129H254ZM140 131H141V130H140ZM140 131H139V132H140ZM186 131H187V130H186ZM201 131H203V130H201ZM201 131H200V132H201ZM233 131H234V129H233ZM259 131H261V130L259 129L258 131H255V132L258 133ZM36 132H37V131H36ZM137 132H135V133H137ZM181 132L184 133V131H181ZM181 132H180V133H181ZM192 132H194V131L192 130ZM207 132H208V131H207ZM207 132H206V134H207ZM211 132H212V131H211ZM211 132H209V133H211ZM219 132H220V131H219V129H218V135H219ZM223 132H224V131H223ZM241 132H242V130H241ZM243 132H242V133H243ZM255 132H254V134H255ZM34 133H35V132H34ZM100 133H101V132H100ZM141 133H139V135H140ZM172 133H173V132H172ZM178 133H179V132H178ZM194 133H195V132H194ZM203 133H204V132H203ZM209 133H208L207 135H203V137H204V136H205V137L207 136V137H206V140H208L207 138L209 137V136H208ZM224 133H226V132H224ZM227 133H229V132H227ZM227 133H226V134H227ZM232 133H233V132H232ZM232 133H231V134H232ZM235 133H237V132H235ZM89 134H90V133H89ZM89 134H88V135H89ZM192 134H193V133H192ZM222 134H223V133H221L220 135H222ZM226 134H224V136H222V137H225V136L229 137L228 134H227V135H226ZM231 134H230V135H231ZM238 134H239V133H238ZM246 134H247V133H246ZM250 134H251V133H249L248 135H250ZM259 134H260V132H259ZM259 134H258V135H255V136H257V139H256V137L253 136V134H252V136H253V138H255L257 141H259V140H258ZM236 135H237V134L234 135V138H236V137L238 138L239 135H238V136H236ZM244 135H245V134H244ZM262 135H264V134H262ZM180 136H181V135H180ZM188 136H189V135H188ZM232 136H233V134H232ZM235 136H236V137H235ZM241 136H242V135H241ZM245 136H246V135H245ZM250 136H251V135H250ZM181 137H182V136H181ZM211 137H215V135H213V136H211ZM211 137H209V138H211ZM222 137H221V138H222ZM243 137H244V136H243ZM263 137H264V136H262V139H263ZM176 138H177V139H176ZM197 138H198V137H197ZM218 138H219V137H218ZM218 138H217V139H218ZM221 138H219L220 141H222ZM232 138H233V137H232ZM232 138H231V139H232ZM246 138H247V140H248L249 137H246ZM250 138H251V137H250ZM85 139H86V138H85ZM170 139H171V140H170ZM179 139H181V138H179ZM198 139H200V138H198ZM201 139H202V138H201ZM201 139H200V140H201ZM214 139H215V142H216V138H214ZM225 139H226V137H225ZM225 139H224V140H225ZM229 139H230V138H229ZM241 139H242V138H241ZM141 140H144V139L141 138ZM183 140H184V139H183ZM183 140H182V141H183ZM200 140H199V141H200ZM206 140H205V141H206ZM212 140H213V139H212ZM212 140H211V141H212ZM224 140H223V141H224ZM227 140H228V139H227ZM236 140L238 141V139H236ZM236 140H235V141H236ZM242 140H243V139H242ZM253 140H254V139H253ZM256 140H254V141H256ZM112 141H113V140H112ZM177 141H176V142H177ZM182 141L180 142L181 144L183 143ZM192 141H193V140H192ZM201 141H202V140H201ZM209 141H210V140H209ZM209 141H207V142H208V143H211V141H210V142H209ZM229 141H230V140H229ZM229 141H227V142L230 143ZM232 141H234V140L232 139ZM232 141H231V142H232ZM235 141H234V143H235ZM237 141H236V142H237ZM248 141H249V140H248ZM248 141H247V142H248ZM145 142H147V141H145ZM150 142H147V143H150ZM169 142H168V143H169ZM176 142H175V143H176ZM185 142H186V141H185ZM203 142H204V141H203ZM217 142H218V141H217ZM239 142L242 143V142H244V140H243V141L239 140ZM247 142H244V143H247ZM249 142H251V141H249ZM252 142H253V141H252ZM180 143H179V144H180ZM213 143H214V142H213ZM234 143H233V144H234ZM237 143H238V142H237ZM241 143H240V144H241ZM255 143H256V142H255ZM255 143H254V144H255ZM143 144H144V143H143ZM145 144H146V143H145ZM152 144H151V145H152ZM165 144H166V145H165ZM170 144H171V143H169V145H170ZM172 144H173V142H172ZM177 144H178V143H177ZM179 144H178V145H179ZM201 144H202V143H201ZM223 144H224V143L222 142V145H223ZM240 144H239V145H240ZM251 144L254 145L253 143H251ZM147 145H148V144H147ZM175 145H176V144H175ZM185 145H186V143H185L184 145L182 144V146H185ZM206 145H207V144H206ZM211 145H212V144H211ZM211 145H209V146L211 147ZM222 145H221V146H222ZM227 145H229V144H227ZM230 145H231V143H230ZM239 145L236 144V146H238V147H239ZM241 145H242V144H241ZM244 145H245V144H243L242 146H244ZM262 145H264V143L261 144L260 146H262ZM172 146H173V145H172ZM180 146H181V145H180ZM180 146H177V147H180ZM187 146H188V145H187ZM190 146H191V145H190ZM190 146H188V148H189ZM197 146H198V145H197ZM202 146L204 147V145H201V147H202ZM214 146H215V145H214ZM216 146L218 147L217 144H216ZM242 146H241V147H242ZM260 146H259V148L261 149L262 147H260ZM142 147H143V146H142ZM144 147H145V146H144ZM150 147H151V146H150ZM191 147H192V146H191ZM191 147H190V149H191ZM199 147H200V146H199ZM219 147H220V146H219ZM219 147H218V148H219ZM226 147H227V146H226ZM226 147H225V148H226ZM231 147H232V146H231ZM233 147H235V145H234ZM241 147H239V148H241ZM246 147H247V146H246ZM248 147L250 148L251 146H248ZM85 148H86V147H85ZM107 148H108V147H107ZM145 148H146V147H145ZM148 148H149V147H148ZM148 148H147V150H148ZM151 148H152V147H151ZM181 148H182V147H181ZM181 148H180V149H181ZM185 148H187V147H185ZM192 148H193V147H192ZM207 148H208V147H207ZM212 148H213V146H212ZM222 148H223V147H222ZM227 148H229V147H227ZM242 148H244V147H242ZM242 148H241V149H242ZM263 148H264V146H263ZM263 148H262V149H263ZM35 149H36V148H35ZM87 149H89V148H87ZM172 149H175V148L172 147ZM176 149H177V148H176ZM176 149H175V151H176L177 153H178L179 151H182V150H180V149H178L179 151L176 150ZM195 149H196V148H195ZM200 149H201V148H200ZM200 149H199V150H200ZM209 149H210V148H209ZM209 149H208V150H209ZM214 149H215V147H214ZM219 149H220V148H219ZM235 149H237V148H235ZM257 149H258V148H257ZM257 149H256V147H255V151H256V153L258 152ZM260 149H258L259 152H258V154H257V156H256L257 158H258V155H259V154L261 153V151H262V150L260 151ZM142 150H143V149H142ZM149 150L152 151V149H150V148H149ZM149 150H148V151H149ZM183 150L185 151L186 149L183 148ZM217 150H218V149H217ZM225 150H226V149H224L223 154L226 153L227 151L229 152L230 148H229V150H227L226 152H225ZM233 150H234V149H233ZM239 150H240V149H239ZM75 151H76V150H75ZM184 151L182 152V154L184 153ZM195 151H196V153L198 154L197 149H196ZM200 151H201V150H200ZM203 151H207V150L204 148ZM214 151H216V150H214ZM237 151H238V150H237ZM237 151H234V152H237ZM241 151H242V150H241ZM252 151H253V150H252ZM263 151H264V150H263ZM263 151H262V152H263ZM37 152H38V151H37ZM39 152H40V151H39ZM90 152H91V151H90ZM146 152H147V151H146ZM152 152H154V151H152ZM152 152H151V153H152ZM185 152H187V151H185ZM250 152H251V151H250ZM253 152H254V151H253ZM111 153H112V152H111ZM144 153H145V152H144ZM155 153L159 154L158 152H155ZM187 153H188V152H187ZM191 153H192V152H191ZM199 153H200V152H199ZM204 153H206V152H204ZM204 153H202V157H203V154H204ZM208 153H211V151L208 152ZM208 153H207V155H208ZM218 153L220 154V151H219ZM229 153H230L229 155H232V154H231V153H232V149H231V152H229ZM237 153H239V151H238ZM40 154H41V153H40ZM153 154H154V153H153ZM153 154H152V155H153ZM175 154H176V153H175ZM180 154H181V153H179V155H180ZM182 154H181V155H182ZM197 154H196V155H197ZM211 154H212V153H211ZM221 154H222V150H221ZM221 154H220V155H221ZM223 154H222V156H223ZM251 154H252V153H251ZM262 154H263V153H262ZM37 155H38V153H37ZM74 155H75V154H74ZM102 155H103V154H102ZM145 155H146V154H145ZM198 155H199V154H198ZM200 155H201V153H200ZM207 155L204 154V156H206V158H207ZM216 155H217V154H216ZM233 155H234V154H233ZM237 155H238V154H237ZM237 155H235V156H237ZM252 155H255V154H252ZM252 155H251V159L254 157V156L252 157ZM40 156H41V155H40ZM83 156H84V155H83ZM94 156H95V155H94ZM148 156H150V155H148ZM156 156H157V155H156ZM156 156H155V157H156ZM161 156H160V157H161ZM173 156H174V157H173ZM182 156H183V157H182ZM182 156H179V157H182V158L184 159V154H183ZM185 156H186V153H185ZM214 156H215V155H214ZM244 156H245V155H244ZM248 156L250 157L249 154H248ZM262 156H263V155H262ZM262 156H261V158L264 157V156H263V157H262ZM41 157H42V156H41ZM78 157H79V156H78ZM97 157H98V156H97ZM141 157H143V155H142ZM157 157H158V156H157ZM177 157H178V156H177ZM177 157H176V158H177ZM191 157H192V156H191ZM212 157H213V156H212ZM212 157H211V158H212ZM215 157H216V156H215ZM215 157H214V159H215ZM227 157H228V156H227ZM241 157H242V156H241ZM241 157H240V158H241ZM256 157H255V158H256ZM45 158H46V157H45ZM71 158L73 159L75 165H77V164H78L77 158H76V157H73V156H71ZM91 158H92V157H91ZM145 158H146V157H145ZM150 158H152V157H150ZM153 158H154V157H153ZM198 158H200V157H198ZM204 158H205V157H204ZM208 158H210V155H209ZM224 158H226V154H225V157H224ZM230 158H231V157H230ZM230 158H229V159H230ZM242 158H243V157H242ZM242 158H241V159H242ZM255 158H254V159H255ZM257 158H256V159H257ZM89 159H90V158H89ZM89 159H88V160H89ZM92 159H95V160H96V158H92ZM186 159H187V157H186ZM186 159H185V160H186ZM192 159H193V158H192ZM212 159H213V158H212ZM212 159H211V160H212ZM214 159H213V161H214ZM216 159H217V158H216ZM226 159H227V158H226ZM237 159H238V158H237ZM244 159H245V157H244ZM247 159H248V157H247ZM251 159H250V160H251ZM37 160H38V159H37ZM43 160H44V158H43ZM98 160H99V159H98ZM149 160H150V159H149ZM188 160H189V156H188ZM193 160H194V159H193ZM205 160H206V159L201 160L202 162H200V163L203 164V161H205ZM207 160H208V159H207ZM218 160H220V159H218ZM239 160H240V159H239ZM245 160H246V159H245ZM41 161H42V160H41ZM85 161H86V160H85ZM93 161H94V160H93ZM140 161H141V160H140ZM197 161L199 162V160H197ZM237 161H238V160H236L235 162H237ZM242 161H243V159H242L240 162H242ZM248 161H249V160H248ZM254 161H255V160H254ZM254 161H253V162H254ZM257 161H258V160H256L254 163H257ZM261 161H262V160H261ZM79 162H80V161H79ZM87 162H88V161H87ZM94 162H95V161H94ZM160 162H161V161H160ZM160 162H159V163H160ZM206 162H207V161H205V163H204V167H205V165H206ZM208 162H210V161H208ZM235 162H234V164H232V163H231V164H232V165H235V164H236ZM240 162L238 161V163H240ZM250 162H252V160L249 161L248 166H251V165L253 164V162H252L251 165H250ZM263 162H264V161H263ZM37 163H38V162H37ZM44 163H45V162H44ZM47 163H48V162H47ZM74 163H73V164H74ZM95 163H96V162H95ZM154 163H155V162H154ZM187 163H188V162H187ZM190 163H193V161H189V164H190ZM214 163H215V162H214ZM214 163H212V164H214ZM238 163H237V164H238ZM243 163H244V161H243ZM79 164H80V163H79ZM83 164H84V163H83ZM151 164H152V162H151ZM209 164H211V163H209ZM244 164H246V162H245ZM244 164H242V166H243ZM257 164H259V163H257ZM92 165H93V164H92ZM142 165H143V164H142ZM145 165H146V164H145ZM183 165H184V164H183ZM183 165H182V166H183ZM191 165L194 166L193 164H191ZM200 165H201V164H200ZM215 165H216V163H215ZM219 165H221V164H219ZM232 165H229V166H231V170H232L231 172H232V174H233V172H234L235 170H237L236 168H237L239 165H238L236 168H233V169H232V167H233ZM261 165H263V164H261ZM261 165H256V168H257V166H259V168H260ZM160 166H161V167H160ZM185 166H186V165H184L183 167H185ZM192 166L190 167V165H189L190 168H192ZM207 166H208V165H207ZM211 166H213V165H210V167H211ZM229 166H228V167H229ZM242 166L240 165V166L238 167V168H239L238 171L241 169L240 167H242ZM245 166H246V165H245ZM245 166H244V168H245V170L247 171L248 169H246L247 167H245ZM65 167H66V166H65ZM130 167H131V166H130ZM138 167H139V166H138ZM143 167H144V166H143ZM168 167H169V168H168ZM186 167H187V166H186ZM195 167H196V166H195ZM197 167H199V166H197ZM201 167H202V166H201ZM225 167H226V166H225ZM252 167H253V165H252ZM58 168H60V167H58ZM133 168H135V167H133ZM140 168H141V167H140ZM178 168H179V169H178ZM199 168H200V167H199ZM205 168H206V167H205ZM208 168H209V167H208ZM244 168L242 169L243 171H244ZM254 168H255V167H254ZM254 168H252L253 171H254ZM261 168H262V170H263L264 167L262 166ZM56 169H57V168H56ZM61 169H62V168H61ZM61 169H59V170L61 171ZM64 169H65V168H64ZM67 169H68V166H67ZM67 169H66V170H67ZM69 169H70V168H69ZM136 169H137V168H136ZM142 169H143V168H142ZM144 169H145V167H144ZM146 169H147V166H146ZM150 169H151V168H150ZM182 169H183V168H182ZM182 169H181V171H182ZM185 169H186V168H185ZM185 169H183V171H184ZM192 169H193V168H192ZM194 169H195V168H194ZM226 169H228V168L226 167ZM226 169L224 168V170H226ZM139 170H140V169H139ZM186 170H187V169H186ZM189 170H190V169H189ZM199 170H202V169H199ZM204 170H205V169H203L202 171H204ZM206 170H208V169H206ZM210 170H211V169H210ZM233 170H234V171H233ZM250 170H251V167H250ZM250 170H249V171H250ZM262 170H261V171L257 170V171H258V173H263L264 171H262ZM62 171H63V170H62ZM67 171H69V170H67ZM70 171H71V170H70ZM133 171H134V170H133ZM143 171H144V170H143ZM153 171H154V170H153ZM153 171H152V172H153ZM156 171H157V170H156ZM181 171H180V172H181ZM183 171H182V174H183ZM187 171H188V170H187ZM190 171H191V170H190ZM192 171H193V170H192ZM226 171H227V173L229 172L228 170H226ZM135 172H136V171H135ZM175 172H176V173H175ZM184 172H185V171H184ZM200 172H201V171H200ZM200 172H199V173H200ZM204 172H205V171H204ZM224 172H225V171H224ZM224 172H221V173H224ZM235 172H237V171H235ZM235 172H234V173H235ZM251 172H252V170L250 171V173H251ZM255 172H256V171H255ZM255 172H254V173H255ZM68 173H69V172H68ZM82 173H83V172H82ZM138 173H139V172H138ZM229 173H230V172H229ZM240 173H241V172H239V175L241 176L243 173H242V174H240ZM244 173H245V171H244ZM254 173H252L251 175H253ZM55 174H56V172H55L53 175H55ZM60 174H61V172H60ZM124 174H125V173H124ZM124 174H123V175H124ZM130 174H132V173H130ZM140 174H141V173H140ZM143 174H145V173H143ZM150 174H151V173H150ZM156 174H157V173H156ZM179 174H180V173H179ZM191 174H193V173H190V178H188L189 180L192 179V175H191ZM224 174L226 175V172H225ZM224 174H223V175H224ZM230 174H231V173H230ZM232 174H231V176H232ZM247 174H249L248 171H247ZM62 175L65 176L64 174H62ZM69 175H71V173H70ZM105 175H107V174H105ZM127 175H128V174H127ZM141 175H142V174H141ZM169 175H168V177H169V179H170V176H169ZM174 175H173V176H174ZM176 175H178V174H176ZM217 175H218V174H217ZM237 175H238V172H237ZM244 175H246V174H243V176H244ZM249 175H250V174H249ZM249 175H248V177H249ZM255 175H256V174H255ZM263 175H264V173H263ZM49 176H50V175H49ZM55 176H57V174H56ZM72 176H73V175H72ZM79 176H80V175H79ZM109 176H110V175H109ZM125 176H126V175H125ZM139 176H140V175H138V177H139ZM178 176L180 177V175H178ZM188 176H189V173H188ZM229 176H230L229 174H227L226 176H222V175H221L220 178L228 177V180H229V179H230ZM233 176H236V174L233 175ZM233 176H232L231 179L229 180V181H230V184H232L231 181H233L235 178L237 179V177H234V178H233ZM240 176H239V177H240ZM246 176H247V175H246ZM246 176H244V177H245L244 180L247 179ZM257 176H258L257 178L259 179V176L261 177L262 175H258V174H257ZM52 177H53V176H52ZM66 177H67V176H66ZM66 177H63L64 180H65ZM70 177H71V176H70ZM135 177H136V176H135ZM142 177H143V176H142ZM148 177H149V176H148ZM176 177H177V176H176ZM179 177H178V179H179ZM251 177H253V176H251ZM263 177H264V176H263ZM57 178H58V177H57ZM128 178H129V177H128ZM172 178H173V177H172ZM172 178H171V179H172ZM183 178H185V176H183ZM211 178H212V177H211ZM211 178L209 177L210 180H211ZM220 178H217V177H216V180L218 179V180L216 181V180H215V177H214L213 180L215 181V183H217V182H219V179H220ZM242 178H243V177H240V179H242ZM249 178H250V177H249ZM70 179H71V178H70ZM134 179H135V178H134ZM143 179H144V178H143ZM148 179H150V178H148ZM158 179H159V178H158ZM169 179L167 178V180H169ZM171 179H170V181H171ZM173 179H174V178H173ZM173 179H172V180H173ZM175 179H176V178H175ZM185 179L187 180V178H185ZM185 179H184V180H185ZM224 179H225V178H224ZM226 179H227V178H226ZM226 179H225V184H227L226 182L228 181V180H226ZM236 179H235V181H236ZM240 179H239V180H240ZM251 179L253 180V178H251ZM255 179H256V176H255ZM64 180H63V181H64ZM129 180H130V179H129ZM145 180H147V179H145ZM145 180H144V181H145ZM163 180L165 181V179H163ZM167 180H166V181H167ZM180 180L183 181L182 178H181ZM180 180H178L179 183H180ZM189 180H188V181H189ZM192 180H193V179H192ZM213 180H211V181H213ZM244 180H243V181H244ZM256 180H257V179H256ZM66 181H67V180H66ZM127 181H128V180H127ZM166 181H165V182H166ZM173 181H176V180H173ZM173 181H172V183H173ZM188 181H186V182H188ZM203 181H204V180H203ZM207 181H208V179H207ZM222 181H224V180L222 179V180L220 181V183H221ZM237 181H238V180H237ZM237 181H236V182H237ZM241 181H242V180H241ZM249 181L252 183L254 180L251 181V180L249 179ZM249 181L247 180V181H246L247 183H245V185L248 184ZM260 181H261V180H260ZM263 181H264V179H263ZM64 182H65V181H64ZM136 182H137V181H136ZM201 182H202V181H200L199 183H201ZM204 182H205V181H204ZM255 182H256V181H255ZM255 182H253L254 185H256ZM128 183H129V182H128ZM145 183H146V182H145ZM147 183H148V181H147ZM163 183H164V182H163ZM172 183H171V184H172ZM174 183H175V182H174ZM181 183H182V182H181ZM183 183H184V182H183ZM189 183H191V182H189ZM189 183H188V184H189ZM209 183H211V182H209ZM213 183H214V182H212L211 184H213ZM222 183H224V182H222ZM251 183H250V185L248 184V185L246 186L248 189H249V187H252V188H253L254 185L251 184ZM256 183H257V182H256ZM260 183L263 184L264 182H263V183L260 182ZM114 184H115V183H114ZM129 184H133V183L131 182V183H129ZM135 184H136V183H135ZM142 184H143V183H142ZM169 184H170V182H168V185H169ZM196 184H197V183H196ZM217 184H219V183H217ZM230 184H229V186H230ZM234 184H235V182H234ZM237 184H238V182H237ZM240 184H241V182H240ZM242 184H243V182H242ZM258 184H259V182H258ZM100 185H101V184H100ZM136 185H137V184H136ZM145 185H146V184H145ZM155 185H156V184H155ZM177 185H178V184H177ZM179 185H181V184H179ZM198 185L200 186V184H198ZM203 185L205 186V183H203ZM203 185H201V186H202L201 188H203ZM208 185H209V184H208ZM208 185L206 184V186H208ZM213 185H214V184H213ZM227 185H228V184H227ZM251 185H252V186H251ZM263 185H264V184H263ZM67 186H68V185H67ZM96 186H97V185H96ZM160 186H161V185H160ZM206 186L204 187L205 189H206ZM209 186H210V185H209ZM211 186H212V185H211ZM221 186H224V184L221 185ZM221 186H220V187L217 186V187H219V188L221 189V191H222V187H221ZM225 186H226V185H225ZM225 186H224V187H225ZM233 186H234V185H233ZM242 186H243V185H241V187H242ZM248 186H249V187H248ZM260 186H261V185H260ZM260 186L258 187L259 190H260V188H261ZM98 187H99V186H98ZM100 187H101V186H100ZM143 187L145 188V186H143ZM150 187H151V186H150ZM166 187L169 188V186H167V185H166ZM231 187H232V186H231ZM238 187H240V186L238 185ZM256 187H257V185H256ZM256 187H255L254 189H256ZM263 187H264V186H262V188H263ZM114 188H115V187H114ZM122 188H123V187H122ZM144 188H142V189H144ZM159 188H160V187H159ZM178 188H179V187H178ZM178 188H177V189H178ZM191 188H193V187H191ZM194 188H195V186H194ZM196 188H197V186H196ZM209 188H211V187H209ZM209 188H208V189H209ZM234 188H235V187H234ZM243 188H245V187H242L240 190L243 191ZM247 188H246V190H245L244 192H241V193L239 192V194H238L237 192H235L236 190H238L237 188L234 189V190H235L234 192L236 193V195H240L239 197H241V194L243 195V197H245L244 195H246V194L249 195L250 192L252 193L251 190H250V192H248ZM252 188H250V189H252ZM258 188H257V189H258ZM262 188H261V189H262ZM100 189L102 190L103 188H100ZM125 189H126V188H125ZM151 189H152V187H151ZM154 189H155V188H154ZM171 189H172V188H171ZM208 189H207V190H208ZM214 189H215V188H214ZM214 189H213V190H214ZM228 189H229V187H228ZM232 189H233V187H232ZM104 190H105V189H104ZM104 190H103V191H104ZM106 190H107V188H106ZM139 190H140V189H139ZM144 190H146V189H144ZM155 190H156V189H155ZM160 190H162V189L160 188ZM172 190H173V189H172ZM194 190H195V189H194ZM226 190H227V187H226V189H225L224 192H226ZM109 191H110V190H109ZM130 191H131V190H130ZM152 191H153V190H151V193H152ZM173 191H174V190H173ZM175 191H176V190H175ZM205 191H206V190H205ZM215 191H216V190H215ZM215 191H214V192H215ZM217 191H218V188H217ZM230 191H231V190H230ZM253 191H254V190H253ZM257 191H258V190H256V192H257ZM261 191H262V190H261ZM263 191H264V189H263ZM263 191H262V192H263ZM114 192H115V191H114ZM165 192H166V191H165ZM167 192H169V191H167ZM171 192H172V191L170 190V193H171ZM176 192H177V191H176ZM187 192H188V191H187ZM187 192H185V193H187ZM194 192H195V191H194ZM212 192H213V191H212ZM224 192H223L224 195L222 194V195H223V196H222V199H223V197H224L225 195H228V194H229V193H228V194H225ZM227 192H229V190H228ZM231 192H232V191H231ZM234 192H233V196L235 195ZM245 192H246V193H245ZM247 192H248V193H247ZM100 193H101V194H100ZM100 193L97 194V199H98V201H100V202L102 201L101 203H103V201H104L103 196H104V193H106V192L104 191V192L102 193V191H101ZM140 193H141V191H140ZM170 193H169V194H170ZM172 193H173V192H172ZM172 193H171V194H172ZM188 193H190V190H189ZM188 193H187V195H188ZM192 193H193V192H192ZM192 193H191V194H192ZM206 193H207V192H206ZM215 193H216V192H215ZM102 194H103V195H102ZM129 194H130V193H129ZM142 194H146V191H145V193L142 192ZM169 194H168V195H169ZM180 194H181V196H182L184 193H183V194L180 193ZM180 194H179V198H181V197H180ZM194 194H195V193H194ZM194 194H193V196H194ZM196 194H197V192H196ZM196 194H195V195H196ZM207 194H208V193H207ZM217 194H218V193H217ZM230 194H231V193H230ZM230 194H229V196H226V197H227V198L229 197V198L231 199V197H233V196L230 195ZM254 194H255V192H254ZM263 194H264V192H263ZM95 195H96V194H95ZM111 195H112V194H111ZM121 195H122V194H121ZM157 195H158V194H157ZM168 195H167V196H168ZM184 195H185V194H184ZM187 195H185V196H187ZM209 195H210V194H209ZM236 195H235V196H236ZM247 195H246V196H247ZM252 195H253V194H252ZM256 195H258V194H255V199H256ZM259 195L261 196L260 193H259ZM150 196H151V194H150ZM185 196H183V197L186 198ZM188 196H189V195H188ZM188 196H187V198L189 199L188 201H190V200H191V199H190V196H189V197H188ZM193 196H192V197H193ZM199 196H200V195H199ZM199 196H198V198H199ZM214 196H218V195L215 194ZM214 196H212V198H213ZM230 196H231V197H230ZM90 197H91V196H90ZM95 197H96V196H95ZM105 197H107V196H105ZM113 197H114V196H113ZM129 197H130V196H129ZM200 197H201V196H200ZM218 197L221 199L220 196H218ZM239 197H238V198H239ZM249 197H251V194H250ZM257 197L260 198L259 196H257ZM262 197H263V195L261 196V198H262ZM138 198H139V197H138ZM147 198H148V197H147ZM187 198H186V199H187ZM216 198H217V197H216ZM229 198H228V200H229ZM235 198H237V197H235ZM238 198H237V199H238ZM241 198H242V197H241ZM245 198H246V197H245ZM245 198H243L244 201L246 200ZM247 198H248V197H247ZM252 198H253V197H252ZM258 198H257V201L260 200V199L258 200ZM263 198H264V197H263ZM84 199H85V200L83 201V204H82V205H84V208H85L84 210L87 211V212H85L84 214H87L88 217H89V215L91 214V217H92V215H94V212H95V210H96V209H95V210L93 211V208H94L93 206L96 207V205H94V204L92 203V204H93V206H92V204H91V201H92V200H89L90 198L87 200L86 197H85ZM121 199H122V198H121ZM126 199H127V197H126ZM130 199H131V198H130ZM153 199H154V198H153ZM177 199H178V198H176V200H177ZM182 199H183V198H182ZM182 199H179V201L182 200ZM199 199H200V198H199ZM202 199H203V197H202ZM220 199H219V200H220ZM224 199H225V198H224ZM248 199H249V198H248ZM248 199L246 200L245 203H247V201H252L251 198H250V200H248ZM94 200H95V199H94ZM105 200H106V199H105ZM114 200H115V199H114ZM124 200H125V199H124ZM128 200H129V199H128ZM128 200H127V201H128ZM154 200H155V199H154ZM174 200H175V199H174ZM194 200H195V199H194ZM200 200H201V199H200ZM203 200H204V199H203ZM205 200H206V199H205ZM214 200H215V197H214ZM232 200H233V198H232ZM238 200H242V199H238ZM262 200H263V199H262ZM262 200H261V201H262ZM106 201H107V200H106ZM110 201H111V200H110ZM127 201H126V203H128ZM139 201H140V200H139ZM139 201H138V202H139ZM145 201H146V200H145ZM172 201H173V200H172ZM179 201H178V202H179ZM196 201H197V200H196ZM206 201H207V200H206ZM220 201H221V200H220ZM225 201H226V199H225ZM225 201H224V202H225ZM234 201H235V200H234ZM242 201H243V200H242ZM107 202H108V201H107ZM107 202H106V203H107ZM113 202H114V201H113ZM113 202H112V203H113ZM130 202L132 203V201H130ZM173 202H174V201H173ZM185 202H186V201H185ZM201 202H202V200H201ZM201 202H200L201 207H202V206L204 207V205H202ZM212 202H214V201H212ZM215 202L217 203V200H216ZM224 202H223V203H224ZM226 202H227V201H226ZM226 202H225V203H226ZM232 202H233V201H232ZM254 202H256V201H252V203H254ZM110 203H111V202H110ZM110 203H109V206H110L109 209H111V205H110ZM116 203H117V202H115V204H116ZM166 203L171 204V207H173V206L175 205V203H174V205H173L171 201H170V202L168 201V202H166ZM176 203H177V202H176ZM183 203H184V202H183ZM188 203H189V202H188ZM188 203H187V204H188ZM204 203H206V202L204 201ZM229 203H230V202H229ZM233 203H234V202H233ZM233 203H232V204H233ZM236 203H237V201L234 203V205H235ZM242 203H243V202H242ZM256 203H257V202H256ZM104 204H105V203H104ZM148 204H149V203H148ZM177 204H178V203H177ZM177 204H176V205H177ZM181 204H182V203H181ZM184 204H185V203H184ZM189 204H190V203H189ZM191 204H192V203H191ZM191 204H190V205H191ZM197 204H198V203H197ZM209 204H210V202H209ZM212 204H213V203H212ZM214 204H215V203H214ZM217 204H219V203H217ZM257 204H259V202H258ZM82 205H81V206H82ZM100 205H101V204H100ZM113 205H114V204H113ZM116 205H117V204H116ZM116 205H114V206H116ZM131 205H132V204H130V206H131ZM145 205H146V204H145ZM167 205H168V204H167ZM172 205H173V206H172ZM176 205H175V206H176ZM193 205H194V204H193ZM215 205H216V204H215ZM215 205H213L212 207L216 208ZM220 205H221V203H220ZM220 205H219V207H217V209H218V208L220 209ZM222 205H224V204H222ZM244 205L246 206V204H244ZM244 205H242V206H244ZM247 205H251V204H250V203H247ZM255 205H256V204H255ZM255 205H253V206L256 207ZM259 205L261 206V204H259ZM102 206H103V204H102ZM107 206H108V205H106V207H107ZM109 206H108V207H109ZM127 206H128V205H127ZM175 206H174V207H175ZM178 206H179V205H178ZM178 206H177V207H178ZM185 206H186V208H187L189 205H188V206L185 205ZM185 206H184V207H185ZM191 206H192V205H191ZM191 206H190V207H191ZM205 206H206V204H205ZM216 206H218V205H216ZM232 206H233V205H232ZM237 206H238V205H237ZM237 206H236V207H237ZM242 206H239L240 208L237 207V209H238V210L241 209ZM245 206H244V208H245ZM251 206H252V205H251ZM257 206H258V205H257ZM106 207H104V209H103V207H101V208L103 209V212H104L105 210L107 211L108 208H106ZM112 207H113V206H112ZM132 207H133V206H132ZM132 207H131V208H132ZM163 207H164V206H163ZM171 207H170V208H171ZM174 207H173V208H174ZM181 207L183 208L182 210L184 211V210H185L184 207H183V206H181ZM190 207L188 208V210L190 209ZM194 207H195V205H194ZM212 207H210V208L212 209ZM226 207H227V206H225L223 209L225 210ZM229 207H231L230 204H229ZM229 207H228V209H230ZM246 207H247V206H246ZM254 207H249V208H254ZM258 207H259V206H258ZM261 207H262V206H261ZM80 208H81V207H80ZM101 208L99 207V209H101ZM113 208H115V207H113ZM117 208H118V207H117ZM125 208H126V207H124V209H125ZM165 208H166V207H165ZM173 208H172V209H173ZM197 208L199 209L200 207H197ZM204 208H205V207H204ZM204 208H200L201 211H202ZM244 208H243V210H244ZM262 208H264V207H262ZM262 208L259 207V208H257V209L259 210V209H262ZM99 209H98V210H99ZM166 209H167V211L169 210L168 206H167ZM172 209H171V210H172ZM193 209H196V208H193ZM193 209H192V210H193ZM198 209H196V210H198ZM206 209H207V208H206ZM211 209H208L207 213H209V210L211 211ZM246 209H248V208H246ZM257 209H254V210H257ZM80 210H82V209H80ZM113 210H114V209H113ZM113 210H112V211H113ZM132 210H133V209H132ZM160 210H162V211H163V210L166 211L164 208H163V209H160ZM173 210H175V209H173ZM186 210H187V209H186ZM221 210H222V208H221ZM221 210H220V211H221ZM224 210H223V211H224ZM230 210L232 211V209H230ZM233 210H234V209H233ZM238 210H237V211H238ZM243 210H240L241 212H240L239 215H240L241 217H243V215H244V214L246 213V211H247V210H246L245 213H244L243 215H241V213H243V212H242ZM258 210H257V211H258ZM262 210H263V209H262ZM96 211H97V210H96ZM108 211H109V210H108ZM112 211H110V212H112ZM119 211H120V210H119ZM121 211H122V210H121ZM154 211H155V210H154ZM167 211H166V212H167ZM176 211H177V209H176ZM198 211H199V210H198ZM201 211H200V212H201ZM203 211H205V209H204ZM212 211H213V209H212ZM212 211H211V212H212ZM217 211H218V210H216L215 213H217ZM220 211H218V214H219ZM223 211H222V213H223ZM227 211H229V210H227ZM235 211H236V209H235L234 211H232V212H235ZM237 211H236V214H237ZM250 211H251V213H252L253 210L251 209ZM110 212H109V213H110ZM157 212H161V211H157ZM168 212H169V211H168ZM170 212H172V211H170ZM177 212H179V213H177V215H176V212H175L176 217L178 216V214H180L181 211H177ZM205 212H206V211H205ZM232 212H230V213H231V214H235V213H232ZM238 212H239V211H238ZM247 212H249V211H247ZM80 213H81V212H80ZM97 213H98V211H97ZM109 213L107 212V213H106V216H107V214H109ZM115 213H116V209H115ZM119 213H120V212H119ZM121 213H122V212H121ZM172 213H173V212H172ZM172 213H170L169 215L171 216ZM188 213H190V210H189ZM191 213H195V211H194V212L192 211ZM191 213H190V214H191ZM202 213H203V212H202ZM213 213H214V212H213ZM226 213H227V212H226ZM256 213H258V212H256ZM256 213H255V214H256ZM84 214H83V212L81 213V215H84ZM88 214H89V215H88ZM117 214H118V213H116V218L118 219ZM122 214H124V213H122ZM138 214H139V213H138ZM163 214H164V213H163ZM173 214H174V213H173ZM195 214H196V213H195ZM195 214H194V218L196 217ZM204 214H205V213H204ZM227 214H228V213H227ZM258 214H259V213H258ZM258 214H257V215H258ZM260 214L262 215V213H260ZM263 214H264V213H263ZM96 215H97V214H95L94 216L96 217ZM101 215H102V213H101ZM104 215H105V213H104ZM109 215H110V214H109ZM109 215H108V216H109ZM112 215L114 216V213H113ZM112 215H111V216H112ZM182 215H184V214L182 213ZM182 215H181V216H182ZM201 215H202V214H201ZM214 215H216V214H213V216H214ZM224 215H225V213H224ZM246 215H248V214H246ZM246 215H244V218H243L244 220H245V216H246ZM251 215H253V214H251ZM251 215H249L248 217H250ZM75 216H76V215H75ZM75 216H74V217H75ZM98 216H99V214L97 215V217H98ZM113 216H112V217H113ZM119 216H121V214H120ZM150 216H152V215L150 214ZM179 216H180V215H179ZM179 216H178V218H180ZM190 216H191V215H190ZM198 216H199V212H198V214H197V217H198ZM210 216L212 217V213H211V215H209V217H210ZM216 216H217V215H216ZM216 216H215V217H216ZM220 216H221V219H222V216H223V215H219V217H220ZM225 216H226V215H225ZM229 216H231V215H229ZM233 216H234V215H233ZM233 216H231V217H229V218H233ZM259 216H260V215H259ZM74 217H73V218H74ZM88 217L86 218V216L84 215V217L82 216L83 219H82V218H80V219H81L82 221L85 222V220L88 219ZM91 217H90V219H91ZM166 217H167V216H166ZM173 217H174V216L172 215V218H171V217H169V218L173 219ZM211 217H210V218H211ZM219 217L216 218V219H219ZM235 217H236V216H235ZM254 217H255V216H254ZM254 217L252 216V218H254ZM261 217H262V216H260V218H261ZM73 218H72L71 220H73V222H74V221L76 222V220H74V219H78L79 216H78V218H77V217H75L74 219H73ZM84 218H86V219H84ZM92 218H93V217H92ZM120 218H121V217H119V219H118L117 221H120ZM149 218H150V217H149ZM187 218H188V217H186V219H187ZM191 218H193V217L191 216ZM212 218H213V217H212ZM239 218H240V217H239ZM246 218H247V216H246ZM263 218H264V216L262 217V219H263ZM80 219H79V220H80ZM90 219H89V220H90ZM95 219H96V221L98 220V218H95ZM99 219H100V218H99ZM130 219H131V218H130ZM171 219H169V221H171ZM200 219H201V218H200ZM202 219H204V218H202ZM202 219H201V221H202ZM206 219H207L206 221H208V218H207V217H206ZM224 219H225V218H224ZM224 219H223V220H224ZM250 219H251V218H250ZM250 219H248V220H250ZM256 219H257V218H256ZM256 219H255V220H256ZM258 219H259V218H258ZM262 219H259V220H261V221H258V222L255 223L254 225H259L260 222H261V224H263V223H262ZM111 220H112V219H111ZM114 220L116 221L115 218H114ZM142 220L144 221V219H142ZM164 220H165V219H164ZM180 220H181V219H180ZM187 220H189L188 222H190L192 219H190V217H189V219H187ZM209 220H213V219H209ZM214 220H215V219H214ZM246 220H247V219H246ZM67 221H68V220H67ZM91 221H93V219H92ZM91 221H90V222H91ZM94 221H95V220H94ZM101 221L103 222V217H102ZM117 221H116V222H117ZM203 221H204V220H203ZM215 221L217 222V225H218V224H219L218 220H215ZM219 221H220V223H221V220H219ZM228 221H229V220H228ZM240 221H241V219H240ZM250 221H253V220H250ZM263 221H264V220H263ZM68 222H69V221H68ZM73 222H70V223H72V225H74V224L77 223V222H76V223H75V222L73 223ZM87 222H89V221L87 220ZM90 222H89V223H90ZM98 222L100 223V221H98ZM102 222H101L100 224H103ZM110 222H111V221H110ZM137 222H138V221H137ZM139 222H141V220H140ZM148 222H150V221H148ZM165 222H166V221H165ZM191 222H193V221H191ZM198 222H199V221H198ZM216 222L213 221L211 224L214 225ZM225 222H226V221H225ZM243 222H244V221H243ZM70 223H69V226H72V225H70ZM82 223H83V222H81V223H79V224L81 225ZM114 223H115V222H114ZM118 223H119V222H118ZM143 223H144V222H143ZM173 223H174V222H173ZM194 223H195V222H194ZM199 223H201V222H199ZM199 223H198V224H199ZM207 223H208V222H207ZM207 223H206V224H207ZM227 223H228V222H227ZM230 223H231V222H230ZM239 223H240V222H239ZM239 223H238V224H239ZM79 224L77 223L78 226H79ZM84 224H85V223H84ZM84 224H82V225H84ZM91 224H92V225H94V224L97 225V223H95V222H94V223H91ZM100 224H99V225H100ZM111 224H112V222H111ZM116 224H117V223H116ZM135 224H136V223H134L133 225H130L129 227H130V228H131V227H135V226H134ZM138 224H139V223H138ZM141 224H142V222H141L139 225H141ZM155 224H156V223H155ZM159 224H160V223H159ZM164 224H165V223H164ZM175 224H177V223H175ZM178 224H179V223H178ZM187 224H188V223H187ZM192 224H193V223H192ZM201 224H202V223H201ZM201 224H200V225H201ZM203 224H205V223H203ZM248 224H249V223H248ZM82 225H81V226H82ZM85 225H86V224H85ZM85 225H84V226H85ZM89 225H90V224H89ZM103 225H104V224H103ZM103 225H102V227H103ZM157 225H158V224H157ZM172 225H174V224H172ZM189 225H190V223H189ZM200 225H198V228H199ZM213 225H211V227H212ZM217 225L215 224L214 227L217 226ZM230 225H231V224H230ZM244 225H245V224H244ZM250 225H251V224H250ZM74 226H75V225H74ZM90 226H91V225H90ZM106 226H107V225H106ZM111 226H112V225H111ZM136 226H137V225H136ZM147 226H148V225H147ZM151 226H152V225H151ZM153 226H155V225L153 224ZM161 226H162V224H161ZM182 226H183V225H182ZM185 226H186V225H185ZM192 226H193V228H194V225H192ZM195 226H197V224H195ZM206 226H208V224L205 225V227H206ZM221 226H222V225H221ZM233 226H234V225H233ZM240 226H242V224H241ZM248 226H249V225H247V227H248ZM263 226H264V225H262L261 228H263ZM82 227H83V226H82ZM93 227H94V226H93ZM95 227H96V226H95ZM97 227H98V226H97ZM100 227H101V225H100ZM100 227H99V228H100ZM102 227L100 228L101 230H103ZM104 227H105V226H104ZM109 227H110V226H109ZM166 227H167V226H166ZM175 227H176V226H175ZM190 227H191V225H190ZM201 227H202V226H201ZM211 227H210V224H209V230H210ZM224 227H225V226H224ZM247 227H246V228H247ZM254 227H255V226H254ZM254 227H253V229L257 228L258 226L255 227V228H254ZM69 228H70V227H69ZM84 228L86 229V227H84ZM99 228L97 229V231H99ZM124 228H125V227H124ZM126 228H127V227H126ZM155 228H156V227H155ZM178 228H179V227H178ZM191 228H192V227H191ZM198 228L196 227V229H198ZM212 228H213V227H212ZM216 228L219 229L220 227L217 226ZM216 228L213 229V230H214V231H215V230H216V231H220V230H221V228H220V230H218V229H216ZM231 228H232V227H231ZM244 228H245V227H244ZM249 228H250V226H249ZM258 228H259V227H258ZM76 229H77V228H76ZM95 229H96V228H95ZM128 229H129V228H128ZM128 229H127V230H128ZM133 229H135V228H133ZM133 229H132V230H133ZM156 229H157V228H156ZM166 229H168V228H166ZM175 229H176V228H175ZM175 229H174V230H175ZM194 229H195V228H194ZM196 229H195V230H196ZM204 229H205V228H204ZM238 229H239V228H238ZM250 229H251V228H250ZM259 229H260V228H259ZM259 229H258V231L261 232L262 229H260V230H259ZM263 229H264V228H263ZM7 230H8V229H7ZM104 230H105V228H104ZM107 230H108V229L106 228V232H107ZM122 230H123V229H122ZM122 230H120L121 233H122ZM132 230H130L129 232H131ZM149 230H150V229H149ZM163 230H164V229H163ZM195 230H194V232H191L190 229H189L188 231H190L191 233H195V232H197V230H196V231H195ZM198 230H199V229H198ZM200 230H201V228H200ZM202 230H203V229H202ZM202 230H201V232H202ZM209 230H205V232L208 231V233H210V232L213 231L212 229H211V231H209ZM225 230H226V229H225ZM245 230H246V229H245ZM251 230H252V229H251ZM120 231H119V233H120ZM123 231H125L126 233L129 234V232L126 231V229H124ZM133 231H135V230H133ZM133 231H132V232H133ZM152 231H153V230H152ZM152 231H151V232H152ZM159 231H160V230H159ZM161 231H162V230H161ZM166 231H167V230H166ZM171 231H172V230H171ZM180 231H181V230H180ZM203 231H204V230H203ZM214 231H213V232H214ZM216 231H215V232H216ZM221 231H224V230H221ZM247 231H248V230H246V235H247ZM258 231L255 230V233L257 234ZM6 232H7V231H6ZM73 232H74V231H73ZM87 232H89V231H87ZM99 232H101V231H99ZM102 232H104V231H102ZM125 232H123V234H124ZM162 232H163V231H162ZM164 232H165V231H164ZM176 232H177V231H176ZM176 232H175V234L172 236L173 238H174L175 235L177 236ZM213 232H212L210 235H207L208 233L206 232V233H207V234H206V235H207L206 237H208V236H209V237L212 236ZM0 233H2V232H0ZM19 233H20V232H19ZM138 233H139V232H138ZM147 233H148V232H147ZM149 233H150V232H149ZM160 233H161V232H160ZM173 233H174V231H173ZM173 233H172V234H173ZM179 233H180V232H179ZM182 233H183V232H182ZM198 233H200V232H198ZM251 233H253V231H251ZM262 233H263V232H262ZM7 234L9 235V236H8L9 238H8L6 241L2 242L3 247L8 246V244H10L11 242H13V241L15 240V237L18 236V235H17L18 232H17V233H14L12 227H10V229L8 230V233H7ZM123 234H122V235H123ZM131 234H132V233H130V235H131ZM136 234H137V233H135V235H132V236H131V237H132V243H133L135 240H137V239H133L134 236L136 237ZM155 234H156V233H155ZM157 234H158V233H157ZM188 234H189V233H188ZM202 234H203V232H202ZM202 234H201V235H202ZM214 234H215V233H214ZM214 234H213L212 237H215V236L217 237V235H219V234H216V235L214 236ZM220 234H221V232H220ZM222 234H223V233H222ZM248 234H249V232H248ZM260 234H261V233H260ZM2 235H3V234H2ZM15 235H17V236H15ZM99 235H100V234H99ZM118 235L121 236V234H118ZM124 235H125V234H124ZM124 235H123V237H124ZM139 235H140V234H137V236H139ZM166 235H168V234L166 233ZM183 235H184V234H183ZM185 235H186V234H185ZM189 235H190V234H189ZM189 235H188V236H189ZM191 235H193V234H191ZM204 235H205V234H204ZM223 235H224V234H223ZM223 235H222V238H223ZM258 235H259V233H258ZM102 236H103V235H101L100 237H102ZM112 236H113V235H112ZM119 236H118V237H119ZM125 236L128 237L127 235H125ZM140 236H141V237H140ZM140 236L138 237L139 240L142 238V235H140ZM153 236H154V235H153ZM168 236H169V235H168ZM195 236L198 237V235H195ZM226 236H229V235H226ZM226 236H225V239H226ZM232 236H233V235H232ZM247 236H248V235H247ZM247 236H246V237H247ZM252 236H254V235L252 234ZM255 236H257V235H255ZM255 236H254V237H255ZM259 236H261V238H262V235H259ZM22 237H23V236H22ZM115 237H117L116 234H115ZM131 237L129 236L128 238H131ZM143 237H146V236H143ZM161 237H162V235H161ZM180 237H181V236H180ZM192 237H193V236H192ZM212 237H211V239H212ZM249 237H250V236H249ZM6 238H7V237H6ZM17 238H18V237H17ZM108 238H109V237H108ZM121 238H122V237H121ZM128 238H127V239H124V241H125V240H128ZM156 238H157V236H156ZM166 238H167V237H166ZM187 238H188V237H187ZM219 238H220V237H219ZM219 238H217V239H219ZM257 238H259V237H257ZM257 238H256V239H257ZM261 238H260V239H261ZM105 239H106V238H105ZM118 239H120V238H118ZM122 239H123V238H122ZM142 239L144 240V238H142ZM162 239H163V238H162ZM169 239H170V237H169ZM175 239L177 240L176 237H175ZM196 239H197V238H196ZM209 239H210V238H209ZM211 239H210V242H211L213 239H215V238H213L212 240H211ZM217 239H215V240L217 241ZM223 239H224V238H223ZM233 239H234V238H233ZM250 239H251V238H250ZM256 239H255V240H256ZM114 240H115L114 238H112V239L109 238V240H107L106 242H105V240H104V243H100L99 245L103 244V248H102V253H103V255L100 254V255H98V256H104V257H105V260L107 259L108 261L111 262V259L115 256V254H116V256H117V253H116L117 250L114 248V245H113ZM133 240H134V241H133ZM143 240H142V241H143ZM171 240H172V238H171ZM173 240H174V239H173ZM176 240H175V241H176ZM215 240H214V241H215ZM227 240H228V239H227ZM240 240H241V239H240ZM251 240H252V239H251ZM255 240H254V241H255ZM257 240H258V239H257ZM257 240H256V241H257ZM261 240H263V238H262ZM261 240H260V242H262ZM115 241H116V240H115ZM118 241H119V240L116 241V244H117ZM121 241H122V240H121ZM121 241H120V242H121ZM142 241L140 240V241H138V243H136L137 241H135L136 244L133 243V248H134V249L132 248V250H134V253L132 252V254H131L130 252H127V255L125 254L128 258H131V260L133 259V257L137 258V260L134 259L135 261H137L136 264H138V263L141 264V263L143 262V261H142V256L139 257L140 255L138 256V253H140L141 251L143 252V249H144L145 247H147L149 243H151L150 241L148 242V244L146 243L147 246H144V248L142 247V250H141V247H140V249H139L138 247L140 246L139 242L141 243ZM167 241H170V240H167ZM177 241H178V240H177ZM184 241H185V240H184ZM184 241H183V242H184ZM193 241H194V240H193ZM200 241H201V240H200ZM219 241H220V240H219ZM219 241L216 242V244L218 243L217 245L212 244V243H209V244L212 245V246L215 245V246L218 247L219 245H221V244L219 243ZM223 241H224V240H223ZM229 241H230V238H229ZM229 241L227 242L228 244H230ZM258 241H259V240H258ZM120 242H119V244H120ZM128 242H129V240H128ZM185 242L187 243V240H186ZM185 242H184V243H185ZM205 242H206V241H205ZM208 242H209V241H208ZM224 242H226V240H225ZM234 242H235V241H234ZM237 242H238V241H237ZM260 242H257V246H258V244H260ZM16 243H17V241H16ZM16 243H15V244H16ZM170 243H171V242H170ZM170 243L167 242L168 246L170 245ZM175 243H177V242H175ZM175 243H174V244H175ZM186 243H185V244H186ZM190 243H191V242H190ZM213 243H214V242H213ZM254 243H255V242H254ZM114 244H115V243H114ZM122 244H123V243H122ZM125 244H126V243H125ZM129 244H130V243H129ZM177 244H178V243H177ZM177 244H176V245H177ZM188 244H189V243H188ZM193 244H195V242H194ZM196 244H197V243H196ZM196 244H195V245H196ZM223 244H224V243H222V246H223V247L221 246L220 250H219L217 247L215 248V250L217 249V250H219V251H222L223 249H226V247L224 248V245H223ZM231 244H232V241H231ZM233 244H234V243H233ZM176 245H173V247H174V246L176 247ZM178 245H179V244H178ZM181 245H183V243H182ZM226 245H227V244H226ZM226 245H225V246H226ZM234 245H235V244H234ZM234 245H232V246H234ZM243 245H244V244H243ZM255 245H256V243H255ZM260 245H261V244H260ZM260 245H259V246H260ZM263 245H264V244H263ZM12 246H13V245H12ZM12 246H11V247H12ZM15 246H17V245H15ZM95 246H96V245H95ZM101 246H102V245H101ZM118 246L120 247L121 245H118ZM141 246H143V244H142ZM153 246H154V244H153ZM165 246H166V244H165ZM215 246H214V247H215ZM227 246H229V245H227ZM244 246H245V245H244ZM13 247H14V246H13ZM115 247H116V246H115ZM124 247H125V246H124ZM124 247H120V249H121V248H124ZM131 247H132V246H131ZM173 247H172V248H173ZM175 247H174V249H175ZM180 247H181V246H180ZM202 247H203V245H202ZM210 247H211V246H210ZM229 247H230V246H229ZM263 247H264V246H263ZM94 248H95V247H94ZM96 248H99V247L96 246ZM96 248H95V250H96ZM100 248H101V247H100ZM100 248H99V249H100ZM126 248H127V247H126ZM166 248H167V246H166ZM177 248H178V249H176V250H178V254H179V250H180V249H179V246H178ZM184 248H185V247H184ZM184 248H183V250H184ZM211 248H212V247H211ZM238 248H239V247H238ZM10 249H11V248H10ZM10 249H8V250H10ZM12 249L14 250L15 248H12ZM99 249H97V251H98ZM148 249H151V250H152V247H151V248H148ZM157 249H158V248H157ZM159 249H160V248H159ZM186 249H187V247H186ZM194 249H195V248H194ZM200 249H201V248H200ZM203 249H204V248H203ZM213 249H214V248H213ZM213 249H209V250H213ZM227 249H228V247H227ZM258 249H261V248H258ZM6 250H7V249H6ZM6 250L3 249V251H6ZM8 250H7V251H8ZM95 250H93V249L91 248V251H92V252L95 251ZM121 250H122V249H121ZM121 250H120V253L122 254ZM132 250H131V251H132ZM146 250H147V249H145V251H146ZM151 250H148V251H147V253L149 252L148 255L151 253V252H150ZM165 250H166V249H165ZM167 250L170 251V250H171V246H170V249L167 248ZM188 250H189V248H188ZM206 250H208V249H206ZM217 250H216V251H217ZM7 251H6V252H7ZM91 251H90V253H92ZM99 251H100V250H99ZM123 251H125V250L123 249ZM152 251H153V250H152ZM169 251H168V253H170ZM213 251H214V250H213ZM213 251H210V252H212V253H208V254H213V253L215 254L216 251H214V252H213ZM226 251H227V250H226ZM226 251H225V253H226ZM229 251H230V250H229ZM229 251H228V252H229ZM142 252H141V253H142ZM154 252H158V251L155 250ZM186 252H188V251H186ZM189 252H190V251H189ZM208 252H209V251H208ZM234 252H235V251H234ZM255 252H256V251H255ZM23 253H24V252H23ZM99 253H100V252H99ZM123 253H124V252H123ZM128 253H130V254H128ZM171 253H172V250H171ZM171 253H170V254H171ZM174 253L177 254L176 252H174ZM181 253H182V251H181ZM203 253L206 255V254H207V251H206V253H205V252H203ZM203 253H201V255H202ZM216 253H219V252H216ZM220 253L223 254L224 252H223V253L220 252ZM235 253H237V251H236ZM238 253H239V252H238ZM242 253H244V252H242ZM86 254H87V253H86ZM92 254H93V253H92ZM142 254H143V253H142ZM144 254L146 255V252H145ZM154 254H155V253H154ZM159 254H160V253H159ZM159 254L156 253L157 256H158ZM182 254H183V253H182ZM190 254H192V253H190ZM221 254H220V255H221ZM257 254H259V253H257ZM87 255H89V253H88ZM96 255H97V254H96ZM148 255H146V257H147ZM151 255H152V253H151ZM167 255H168V254H167ZM167 255H166V256H167ZM171 255H172V254H171ZM173 255H174V254H173ZM215 255H216V254H215ZM215 255H214V257H216V259H217V257H219L218 254H217V256H215ZM224 255H225V254H224ZM226 255H227V254H226ZM229 255H230V253H228L227 257H228ZM236 255L238 256V254H236ZM12 256H13V255H12ZM14 256H15V255H14ZM36 256H39V255L37 254ZM84 256H85V255H84ZM116 256H115V257H116ZM119 256H120V254H119L117 257H119ZM149 256H150V255H149ZM149 256H148V257H149ZM159 256H160V255H159ZM161 256H162V254H161ZM163 256H164V255H163ZM186 256L188 257L189 255H186ZM208 256H209V255H208ZM233 256H235V255H233ZM252 256H253V255H252ZM89 257L92 259L91 255L88 256V258H89ZM117 257H116V258H117ZM148 257H147V258H148ZM151 257H153V255H152ZM168 257H169V255H168ZM168 257H167V258H168ZM173 257H176V256H173ZM180 257H181V256H180ZM191 257H192V256H191ZM191 257L189 256L188 260L190 259V264H194L193 262H194V261L196 262L195 259H197V258L193 259V258H191ZM200 257H201V256H199L198 258H200ZM202 257H203V256H202ZM220 257H221V256H220ZM250 257H251V256H250ZM32 258H33V257H32ZM36 258H37V257H36ZM36 258H35V259H36ZM84 258H85V257H84ZM88 258H87V260H88ZM90 258H89V259H90ZM97 258H98V257H97ZM101 258L103 259V257H101ZM125 258H126V257H125ZM147 258H146V260H147ZM160 258H162V257H160ZM170 258H171V257H170ZM178 258H179V257H178ZM178 258H177V259H178ZM182 258H183V256H182ZM184 258H185V257H184ZM206 258H207V256H206L204 259L207 260ZM208 258H209V260H211L210 257H208ZM223 258L225 259L226 257H222V259H223ZM229 258H231V256H230ZM235 258H236V257H235ZM241 258H242V256H241ZM246 258H248V257H246ZM253 258H254V257H253ZM255 258H256V257H255ZM33 259H34V258H33ZM85 259H86V258H85ZM95 259H96V258H95ZM143 259L145 260V257H144ZM150 259H151V258H150ZM153 259H154V258H153ZM163 259H164V258H162V259H160V260H163ZM165 259H166V258H165ZM168 259H169V258H168ZM191 259L194 260V261L192 260V263H191ZM200 259H201V258H200ZM200 259H199V260L197 259V262H196L197 264H218V263H215V261H213L215 258H213V260H212L213 262H212V261L200 260ZM222 259H219V258H218V262H219V260H220V262H221ZM226 259H227V258H226ZM232 259H233V258L229 259V261H232ZM237 259H239V258H237ZM7 260H8V259H7ZM30 260H31V259H30ZM36 260H40V259H36ZM87 260H85V261H87ZM92 260H93V259H92ZM92 260H91V261H92ZM107 260H106V261H107ZM117 260H118V259H117ZM120 260L124 262V259H121V256L119 257V261H120ZM127 260H128V259H127ZM148 260H149V259H148ZM148 260L145 261V262H146V263L148 262V264H149V261H148ZM154 260H155V262H156V258H155ZM154 260H153V261H154ZM160 260L158 259V262H159ZM166 260H167V259H166ZM234 260H236V259H234ZM244 260H245V259H244ZM31 261L34 262L33 260H31ZM96 261H97V260H96ZM96 261H95V262H96ZM98 261H101V260L98 259ZM108 261H107V262H108ZM112 261H113V260H112ZM174 261H175V258H174ZM182 261H183V260H182ZM182 261H181V262H182ZM222 261H224V260H222ZM229 261H228V262H229ZM89 262H90V260H89ZM92 262H94V261H92ZM92 262H90V263L87 262V264H93ZM116 262H117V261H116ZM123 262H120V263L123 264ZM126 262H128V261H126ZM131 262H132V261H131ZM145 262H143V263L146 264ZM158 262H157V263H158ZM165 262H166V261H165ZM177 262H178V261H177ZM186 262H188L187 259H186L185 263H186ZM216 262H217V261H216ZM220 262H219V264H220ZM232 262H234V261H232ZM235 262H236V261H235ZM242 262H243V261H242ZM242 262H240V263H242ZM246 262H247V261H246ZM259 262H260V261H259ZM30 263H31V262H30ZM37 263H38V262H37ZM97 263H98V262H97ZM152 263H153V264H156V263H154V262H152ZM152 263H151V264H152ZM159 263H163V261H162V262L160 261ZM159 263H158V264H159ZM166 263H167V262H166ZM170 263H171V262H170ZM173 263H174V262H173ZM175 263H176V262H175ZM178 263H180V262H178ZM196 263H195V264H196ZM253 263H254V262H253ZM256 263H257V262H256ZM256 263H255V264H256ZM33 264H34V263H33ZM35 264H36V263H35ZM117 264H118V263H117ZM131 264H132V263H131ZM134 264H135V262H134ZM163 264H165V263H163ZM221 264H231V263H227V261H224V262H221ZM243 264H244V263H243ZM248 264H249V262H248ZM257 264H258V263H257ZM260 264H261V263H260Z\"/></svg>",
	"mask_w": 264,
	"mask_h": 264
},
{
	"label": "crops",
	"instance_id": "0c3cea01",
	"mask_svg": "<svg viewBox=\"0 0 264 264\" xmlns=\"http://www.w3.org/2000/svg\"><path fill=\"white\" fill-rule=\"evenodd\" d=\"M4 197L7 198L6 187H5V183L2 180H0V216L6 212L7 201L3 200ZM4 223L5 221L0 224L1 231L4 230ZM1 241L2 240H0V247L3 246Z\"/></svg>",
	"mask_w": 264,
	"mask_h": 264
}]
</instances>
